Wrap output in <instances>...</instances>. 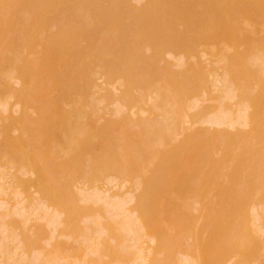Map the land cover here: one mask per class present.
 I'll list each match as a JSON object with an SVG mask.
<instances>
[{"label": "rangeland", "instance_id": "obj_1", "mask_svg": "<svg viewBox=\"0 0 264 264\" xmlns=\"http://www.w3.org/2000/svg\"><path fill=\"white\" fill-rule=\"evenodd\" d=\"M20 1V0H19ZM27 1V0H26ZM31 1V0H30ZM33 1V0H32ZM36 0H34V2H35ZM40 1H42V0H40ZM63 0H60V2H61V4H60V6L59 7H57V8H60L61 6V8L63 9H66L65 8V6H63L64 4V2H65V4H67L66 5V7L70 4V6H71V8H70V6H68V11H69V13L67 14L66 13V11H64V15L63 14H60V9L58 10L57 8H54V9H52V11L50 10V12L48 13H46L45 12V18L43 19V20H37L38 19V17L39 16H37V15H39L42 11H41V9H39V10H37V12L38 13H36L35 12V14L34 13H32V14H34L35 15V17H31V18H29V16H26L27 18H29V20H31V22H27L26 21V23H27V26H25L26 25V23H24V20H23V22L22 23H24V25H22V23H21V19L19 20V18L18 17H20V15H21V11H19L18 9H20L21 8V6H22V3L20 4V3H15V1H14V3H12L13 4V6L14 7H11L12 5H10L9 7H11V9L9 8L8 9V12H4V14L6 13V15H3V11H4V9H3V11L1 10L0 11V15L3 17V16H5L4 17V19L3 18H1V16H0V25L2 26V25H4L5 24V26H0L1 28H0V31L2 30V32H0V37L2 38V36H1V33H2V35H3V37L5 38V37H7L8 35H6V33L8 34V32H11V30L13 31H15V32H17L16 31V29L19 27V26H15L16 24L15 23H20V25H22V29H20V31H21V33H22V35H27V34H29V33H27L28 32V28H30L31 26H32V28L34 29V24L35 23H38V25L39 26H37V24H35V26L36 27H38L39 28V30H38V32H36V34L34 35V36H32L31 34H32V28L31 29H29V31L31 30V32H30V34L28 35V37H26V38H29V39H24L23 40V42L26 44V45H24V43L23 44H20V42H19V44H18V46L16 47L17 49H19L18 51H17V53H21V55L19 56L16 52V56L18 55V57H17V59H18V62H20V63H22V60H25L26 59V62H27V67H28V71H30L29 73H28V80L31 82V83H29V81H28V85L29 84H31L32 85V87H35L36 85H37V87H35L36 89L37 88H39L40 86V89H38V91L36 92V91H34L35 93H39L40 91H42L44 88V86H42L41 84H44V79H46V78H44V77H47V76H51L50 74L51 73H48V72H45V70H47V69H45V68H43L44 66L42 65V63L45 61V59H47V57L46 58H44L43 60H41V62L42 63H39L38 61L40 60V59H42L43 58V56H42V54H43V51H44V49L42 50V53H40V51L39 50H37V49H39V48H41V47H43L44 48V46H43V44H42V38H46V36L45 35H49L48 36V38L50 37V36H52V33H53V36H55V33L54 32H57L58 31V28H57V26H58V24H59V26H62V25H64V24H66V22H68L69 23V21H67L68 19H70V20H72V19H74V14L73 15H71L72 14V9H73V12H77V6H78V4H80V3H85L86 2V6L88 7V8H90V6L88 5L89 3H87L88 1H90V0H85V2H83V0H79V3L77 4L75 1H77V0H73V1H71V2H69L70 0H64L63 2H62ZM82 1V2H81ZM93 3H95L97 0H91ZM90 1V3L92 4V2ZM118 2H119V5L121 6V5H123L124 3L123 2H121V1H119V0H117ZM117 1H112V0H98L97 2V4H94V5H98L97 7H98V9H96V8H94L93 6H91V7H93L94 9H96V12L95 11H93V12H91L90 11V9L92 10V8H90L89 10L87 9L86 11H88V13L89 14H91L90 16L91 17H89V18H91L92 19V23L91 22H89L88 20H86L87 18H85V20L86 21H88L89 23H91V25H90V29L88 28H86V31H82V32H80L79 33V35L80 36H78V40H79V37H80V40H79V42L80 43H78V42H76L77 43V45H79V44H82V45H80V47L83 49V46L84 47H86V45H90L91 46V44L92 43H96L95 41H97L99 38H98V36L100 37V39H101V37H102V35L104 34H102V35H99V33L101 34V29H102V27L104 28L105 27V25L104 24H106L107 22L106 21H108L107 20V18H109V16H110V18L112 17L111 15H113L110 11H112V12H115V14H116V12L117 13H119L120 12V14H122V16H123V19L125 20V17H126V19H127V17H128V20L130 21V22H128V20L127 21H122L123 22V24L125 23V25L127 26V24H128V26H129V28L132 26V28H136L135 26H137V25H139V24H136V23H133L131 26L129 25L130 23H132V21H131V19L133 18V19H135V15H137V14H134V13H136L135 11H136V9L137 10H139L138 8L139 7H141L140 8V11L142 12L143 11V13L145 14V16L147 15L148 16V14H150V16L149 17H152V16H154V18L152 17L149 21L147 20V22H146V17H145V20L144 21H142V17H143V15L141 14V12L139 11H137L138 12V15H137V19L136 20H139V21H137V22H139V23H141V21H142V23H143V26L144 27H141V29H140V27L138 26L137 28H138V30L137 29H135V30H137V32L136 31H134V32H130V29L128 30L129 32H126L125 30H126V26L124 25L123 27H125L124 28V30H123V27L121 28V26H119L121 29H117L118 28V26H112V27H114V29L116 28L117 30H121V32H116V29L115 30H113V28H111V25H110V21H111V19H110V21H109V23L108 24H106V25H108L107 26V28L109 29V30H111L110 32L112 33L113 32V34H115L114 33V31L116 32V34H118V33H120V34H118V35H122V37H123V34H121V33H124V37H126V38H130V36L129 37H127L128 36V34L129 35H132L131 36V38L130 39H132L133 37H137V38H139V33H142V38H140L142 41H141V43H138V41L136 40V39H134V40H136L137 42H135L133 39H132V44H134L133 42H135V49L134 48H131L130 49V51H128L127 53L126 52H124L125 50H129V48L130 47H127L128 45L130 46L131 44H129V43H126L125 44V46H124V43L126 42V40H125V42L123 43V39L121 38V36L119 37V36H117L116 34L113 36V38H116V42L117 41H119V43L117 42V47H116V49L117 48H119L118 50H115L118 54V57H117V55H115V57H113V55H111V54H109L110 55V57H113L112 59L114 60L115 59V62H118L117 64L115 63V62H113L114 64H115V66H116V69L117 68H119L118 69V72L119 71H121V69H122V66H124V71H127V70H129V68L131 67V65H133L131 68H133L134 66H135V68H133V70L135 69L136 70V72L138 71V64H139V61H141L142 60V62L144 63V65L142 66L141 64H139V68L140 67H145V68H142V70H144L145 72H146V74H148L149 72L147 71V69L149 68L150 70H151V67L153 66L152 65V63H151V67H149V66H146V63L144 62V57L142 58V56L140 57V59H139V61H138V57H137V55H136V57H134V54H138L137 52H140L142 55L144 54L145 55V60H147L149 63H150V61H155V59H158L157 61H159V60H161L162 59V61H160V62H158V65L155 63V65L157 66V67H159V69H161V68H165V69H161V71L163 70H167L168 68H166V67H163L166 63H169V64H171V63H173L172 65H170L174 70L176 69L177 70V68H178V66L181 64V63H179L178 64V60H179V62H183V61H187L186 63L185 62H183L182 64H181V67L184 65V63H185V69L187 70L188 69V72H189V68L187 67V65H189V67H190V62H191V60L193 61L194 60V62H196V60H199V59H201V60H203L201 57L203 56V58H204V60L206 59L207 60V62H206V60L204 61H201V60H199L200 62H201V64H202V62H205V65L208 67V65H207V63L208 62H210V64L212 65V63H211V59L210 58H213V57H210L209 58V56H211V55H209V53H207V51H205V53H207L208 55H204V51H202V50H204V49H206V47H205V45H208L209 44V40L208 41H205V43H207L208 42V44H205L204 45V47L205 48H200L201 50H199V49H197V54L200 56H197V58L195 57V59H193L194 57L192 56V52L191 51H189L190 49H191V47H189L188 49L186 48V47H184V43H182V46H181V49H179V45H181V44H179V42L176 44L177 45V47H176V53L178 54L179 53V55H177L175 52H174V50L172 51V53H173V55H171V54H168L167 55V51H166V56L164 57V55H163V52H164V47H165V45L164 44H166L165 42H163V45H164V47H162V41L164 40L165 41V39H163V37L165 38V36H163V37H161L162 39H160V41H158V44H157V40H159V38H160V36H158V39L155 41V40H153V38L151 37V36H154V39H156L157 37H155V35L157 36V34H155V35H153V33H156V30H158V28L156 29V27H159L160 29V33H159V31H157V33H159L158 35H160L161 34V29H162V33H164V34H166V31L168 30V31H170V33H171V29L173 30H177L178 29V27H180L181 29H182V27L184 28V24L186 23V20L187 19H185V18H187V16H188V14L186 15L185 13H186V11H185V13L183 14V16H181L180 15V13H174L175 12V10H174V8H175V5H177L178 6V3L179 2H176L177 0H141L142 2H140L139 4L137 3V0H134V1H132V2H130L131 0H124L125 1V4H126V6H128V8H130L131 10H132V12H125L124 10H121V9H123L125 6H117ZM139 1V0H138ZM161 1H163V3L161 2ZM178 1H180V7L182 6V4L185 2V0L182 2L181 0H178ZM190 0H186V2H185V4H186V7H188V6H190L189 5V2ZM193 1H194V3H193ZM191 0V2H192V5L194 4L195 5V3H197V2H195V0ZM204 1V0H203ZM210 1V0H209ZM229 1L230 0H226V3L224 4V5H228L227 6V11H224V13L225 12H227V17H228V15H231L232 13H230V9L232 10L233 8H235V7H237V6H240L241 4H242V2H243V4H244V7H245V5L248 3V5L251 3V1L249 2V0H248V2L247 1H245V0H237L236 2H235V0H234V2H233V0H232V2H230L229 3ZM239 1H240V3H239ZM254 1V0H253ZM258 1V0H257ZM261 1V0H260ZM20 2H22V1H20ZM24 2H25V0H24ZM23 2V3H24ZM27 2H29V0L27 1ZM38 2H39V0H38ZM67 2V3H66ZM73 2V3H72ZM78 2V1H77ZM112 2H115V4L116 5H114V3H112ZM134 2H135V4H134ZM153 2V3H152ZM172 3L173 5H171L170 4V6L171 7H169V3ZM182 2V3H181ZM198 2L199 3H201L200 2V0H198ZM204 2H206V3H204ZM203 2V4L204 5H208L206 8H208L207 10H209V9H212L213 7H214V2H212V3H210L209 2V4H210V6H209V4H207V2H208V0L207 1H204ZM247 2V3H246ZM30 3V2H29ZM32 3V2H31ZM30 3V4H31ZM36 4H38L37 3V1L35 2ZM69 3V4H68ZM74 3H76L77 4V6H75V4ZM136 3H137V5H136ZM168 5H167V4ZM187 3H188V5H187ZM199 3H198V5H199ZM253 3V2H252ZM252 3H251V5H252ZM257 3V2H256ZM256 3H253V7H254V4H256ZM15 4V5H14ZM19 4H20V6H19ZM143 4V5H142ZM185 4H183V7L185 6ZM191 4V3H190ZM202 4V7L204 6ZM211 4H213L212 6H211ZM24 5V4H23ZM34 5V4H33ZM38 5H42V4H38ZM84 5V4H83ZM108 5V6H107ZM109 5H110V8L112 7L113 8V10H111V9H109L108 7H109ZM136 5V6H135ZM139 5V6H138ZM165 5V6H164ZM193 5V6H194ZM224 5H223V7H222V10H223V8H226V7H224ZM259 5H261V4H258L257 3V5L256 6H259ZM43 6H44V4H43ZM43 6H41V7H43ZM116 6H117V8L119 7V8H121V9H119V10H115V9H117L116 8ZM162 6V7H161ZM200 6V5H199ZM231 6V7H230ZM233 6V7H232ZM255 6V7H256ZM19 7V8H18ZM74 7L76 8V9H74ZM123 7V8H122ZM143 7V8H142ZM148 7V8H147ZM155 7V10H153V8ZM173 7V8H172ZM248 7V10L250 9V7L249 6H247ZM247 7H246V9H247ZM8 8V7H7ZM13 8V9H12ZM127 8V7H126ZM167 8H170V9H173L172 11H170V9H168V11H166V9ZM177 8V7H176ZM195 8V7H194ZM199 8L200 7H198L197 9L199 10ZM205 8V7H204ZM204 8H202V12H203V10H204V12H205V10L206 9H204ZM237 8H239V10L237 9ZM236 9V11L235 12H238V11H243V10H240V7H237ZM259 8V7H258ZM258 8L256 7V9H257V13H259V10H258ZM18 10V12H17V10ZM71 9V10H70ZM80 10H81V8H79ZM148 9V11H146ZM164 9V10H163ZM180 9V8H179ZM184 9H185V7H184ZM188 9H189V12L192 10V8H191V6H190V8L188 7ZM187 9V10H188ZM197 9H193L192 11H191V13L190 14H192V16H190V17H192L193 18V16H195L196 15V13H195V11L197 10ZM245 9V8H244ZM6 10V9H5ZM20 10H23V9H20ZM56 10H58L57 12H56ZM74 10H76V11H74ZM83 10V9H82ZM182 10H183V8H182ZM198 10H197V12H198ZM206 10V11H207ZM212 10H214V9H212ZM211 10V11H212ZM221 10V12H219V14L216 16V17H214V20H216V22L218 23V26H220V27H223V29H225V28H227V26H228V29H227V31H230L231 29L233 30V28H234V31H235V28H237V27H235V22H237V20H236V17L237 16H233V22H232V19L230 18V16L227 18L226 16H224V17H226V19L228 20V22H227V24H226V21H224L225 20V18H223V14H222V11ZM226 10V9H225ZM234 10L235 9H233V11H231V12H234ZM12 11H14V12H12ZM17 13H16V12ZM41 11V12H40ZM54 11V12H53ZM67 11V12H68ZM84 11V10H83ZM90 11V12H89ZM105 11H109V13L107 12H105ZM126 11H129V10H126ZM158 11H159V13H158ZM166 11V12H165ZM170 11V12H169ZM174 11V12H173ZM178 11V10H177ZM40 12V13H39ZM71 12V13H70ZM78 12H79V10H78ZM77 12V13H78ZM99 12H101V14L99 13ZM161 12H162V14H161ZM169 12V13H168ZM188 12V11H187ZM188 12V13H189ZM203 12V13H204ZM208 12L209 11H207V14H208ZM212 12H214V11H212ZM234 12V13H235ZM244 12V11H243ZM246 12V11H245ZM261 12H262V10H261ZM260 12V13H261ZM15 14V15H13V16H16L17 14H19V16H16V17H13V18H15V19H13V18H10L12 15L11 14ZM80 13L81 14H83V12L82 11H80ZM96 14V15H98V16H96V18L94 17V15L93 14ZM148 13V14H147ZM166 14L167 15V17H165L166 15H164V14ZM173 13V14H172ZM194 13V14H193ZM202 13V14H203ZM210 13V12H209ZM230 13V14H229ZM233 13V14H234ZM240 13V12H239ZM238 13V14H239ZM256 13V14H257ZM10 14V15H9ZM57 14H60V15H58L57 16ZM76 14V13H75ZM120 14H119V16H120ZM133 14V15H132ZM181 14H182V12H181ZM189 14V15H190ZM198 14H200V12L198 13ZM201 14V15H202ZM221 14V15H220ZM242 15H240L239 14V16H242V17H244V15H243V13H241ZM248 14H250L249 13V11H248ZM253 14V13H252ZM254 14H255V12H254ZM8 15V16H7ZM34 15H32V16H34ZM41 15V14H40ZM52 15V16H51ZM63 15V16H62ZM83 15H85L86 16V14L84 13ZM93 15V16H92ZM99 15H101V17H99ZM106 15H107V17H106ZM156 15V16H155ZM168 15H172L171 17H169ZM174 15V16H173ZM176 15L178 16L177 17V19L179 20V22H178V20H176L175 18H176ZM185 15H186V17H185ZM213 15H215V12L214 13H211L210 15H209V20L208 21H206L207 23H205L204 24V26H202L203 27V29L205 30V27L207 26L206 24H208L210 21L212 22V16ZM237 15V14H236ZM251 15V14H250ZM260 15V14H259ZM56 16H57V18H56ZM67 16V17H66ZM73 18H72V17ZM134 16V17H133ZM200 16V15H199ZM202 16H204V15H202ZM206 16V15H205ZM239 16H238V18H239ZM256 16V15H255ZM255 16L254 15H252V16H247V14H246V17L248 18V17H251L252 18V21H253V18H255ZM261 16V15H260ZM54 17V18H53ZM63 17V18H62ZM69 17V18H68ZM86 17H88V14H87V16ZM98 17L100 18L99 20H98ZM174 17V19H173V21L172 22H170L171 20V18H173ZM189 17V18H190ZM208 17V16H207ZM263 17H264V15H263ZM9 18V19H8ZM26 18V19H27ZM51 18H53V19H51ZM88 18V19H89ZM156 18V20L154 21V19ZM159 18V19H158ZM192 18H190V19H192ZM221 18V19H220ZM245 18V17H244ZM257 19H258V17H256ZM2 19L4 20V21H2ZM17 19V20H16ZM23 19V18H22ZM25 19V18H24ZM34 19H35V21H34ZM56 19H57V21H56ZM61 19H63V21H64V23H63V21L61 20ZM76 19V18H75ZM122 19V20H123ZM166 19V20H165ZM182 19H184V20H182ZM196 19V18H195ZM205 19V18H204ZM242 19V21L244 20L243 18H241ZM261 19V17L259 18V20ZM59 20H61L62 21V23H61V21H59ZM101 20H102V22H101ZM104 20V21H103ZM106 20V21H105ZM151 20H153V21H151ZM159 20V21H158ZM169 20V21H168ZM181 20H182V22H181ZM207 20V19H206ZM234 20H236V21H234ZM245 20H247L246 18H245ZM7 21V22H6ZM9 21H11V22H9ZM34 23H33V22ZM36 21H38V22H36ZM40 21H42V23H39ZM50 21V22H49ZM60 23H59V22ZM73 21V20H72ZM71 21V22H72ZM196 21V20H195ZM195 21H193V22H195ZM225 22L224 24L222 23V22ZM238 21H240V23H242L241 22V20H238ZM249 21V20H248ZM246 21V23H247V25H248V23H249V25H250V27L251 28H253V26L255 27V25L254 24H251L252 23V21ZM254 21H256V20H254ZM263 21V20H262ZM262 21H260V23L262 22ZM1 22H2V24H1ZM3 22H5V23H3ZM57 22V23H56ZM70 22V23H71ZM103 22H105L104 24H103ZM134 22V21H133ZM144 22H145V24H144ZM148 22H151V24H153V25H155L154 24V22H157V24H156V26H155V28H154V26L153 25H149V23ZM160 22H162V23H160ZM168 22V23H167ZM173 22H175L174 24H171V23H173ZM181 25V23H182V25L181 26H178L177 24L178 23ZM192 22V23H193ZM210 22V23H211ZM244 23L242 24L243 26H245L246 25V23H245V21H243ZM251 22V23H250ZM75 23V22H74ZM89 23H87V25L89 26ZM142 23L140 24V26L142 25ZM160 24V26H159V24ZM190 23V22H189ZM188 23V21H187V25L189 24ZM191 23V24H192ZM220 23H222L223 25H221ZM259 24V22H258V20L255 22V24ZM15 24V25H14ZM47 24H48V26H47ZM50 24H52V25H54V27L55 28H53V26L52 27H50ZM61 24V25H60ZM71 24H73V22L71 23ZM96 24H101V28H100V25L99 26H96ZM103 24V25H102ZM170 24L171 25H174L173 27L174 28H172V26L170 27ZM220 24V25H219ZM234 24V25H233ZM239 24V23H238ZM245 24V25H244ZM9 25V26H8ZM18 25V24H17ZM28 25L30 26V27H28ZM74 25V24H73ZM72 25V26H73ZM149 25V26H148ZM197 25V24H196ZM227 25V26H226ZM247 25L245 26L246 28H247ZM248 25V26H249ZM253 25V26H252ZM263 25V26H262ZM24 26V27H23ZM65 26V25H64ZM95 28H94V27ZM167 26V27H166ZM193 28H192V27ZM211 25H209V27H210ZM232 28H231V27ZM241 26V25H240ZM260 26H261V28H260ZM9 27V28H8ZM15 27H16V29H15ZM35 27V28H36ZM43 27V28H42ZM45 27V28H44ZM48 27H50L49 29L51 30L50 32L48 31ZM66 28L67 27H69L68 29H71L72 27H70V26H65ZM87 27V26H86ZM150 27L151 29H152V34L150 35V37H148L147 36V34H149V30L150 29H148V28ZM190 27L192 28V29H197V28H194V27H197V26H193V25H190ZM199 27V26H198ZM202 27H200L199 29H202ZM208 27V31L211 33V34H209V32H207V36L209 37V38H211L212 37V35L213 34H215L216 33V31L218 30V28L217 29H215V28H213V29H211V31L209 30L210 28ZM212 27V26H211ZM219 27V28H220ZM249 27V28H250ZM256 27H258V30H259V28H260V32L259 33H257V31H256V33H257V35H260V33L263 35V33H264V31H263V33H262V30L264 29V23H262V24H259L258 26H256ZM256 27H255V29H256ZM21 28V27H20ZM27 30V34L25 33V29ZM37 28V29H38ZM57 28V29H56ZM107 28H105V29H107ZM144 28L146 29V31H147V34H145V32H144ZM190 28V29H191ZM230 28V29H229ZM240 28V27H239ZM242 28V27H241ZM240 28V29H241ZM10 29V30H9ZM36 29V30H37ZM43 29H45V30H43ZM63 29H65V28H63ZM67 29V30H68ZM128 29V28H127ZM133 29V30H134ZM140 29V30H139ZM143 29V30H142ZM163 29H164V32H163ZM167 29V30H166ZM170 29V30H169ZM185 29H187V30H189V28H188V26H187V28H185ZM185 29H182V31L184 32V30ZM222 28H220V30H221ZM245 29V28H244ZM254 29V28H253ZM24 30V31H23ZM166 30V31H165ZM179 30V29H178ZM178 30H177V32H178ZM226 30V29H225ZM4 31V32H3ZM18 31H19V29H18ZM19 31V32H20ZM61 31V30H60ZM64 31H66V30H64ZM96 31V32H95ZM98 31V32H97ZM101 31V32H100ZM104 32H105V30H103ZM140 31H142V32H140ZM181 31V30H180ZM181 31V32H182ZM223 31V30H222ZM227 31H225V32H227ZM241 32H242V29L240 30ZM239 30H238V32H237V30L235 31V33L237 32V33H239L240 32ZM6 32V33H5ZM41 32H43V33H41ZM45 32V33H44ZM46 32H49V34L47 33L46 34ZM62 32V31H61ZM61 32H60V34H61ZM89 32H90V35H89ZM107 32V31H106ZM177 32H172L171 34H172V36H169V38L171 37V39H174V37H176L175 35L177 34ZM180 32V33H181ZM206 32V31H205ZM204 32V33H205ZM214 32V33H213ZM221 31H219V33H220ZM225 32L223 33L224 34V36L225 35H227V37H228V33L227 34H225ZM231 32V31H230ZM12 33V32H11ZM10 33V34H11ZM20 33V34H21ZM25 33V34H24ZM40 33H41V36H42V38H40L39 39V42L41 43V45L42 46H40L39 45V42H38V38L37 37H41L40 36ZM76 33V32H75ZM74 33V34H75ZM85 33V34H84ZM93 33H95V34H93ZM98 35H97V34ZM169 33V32H168ZM167 33V34H168ZM170 33H169V35H170ZM174 33V34H173ZM221 33V34H222ZM232 33V32H231ZM9 34V35H10ZM15 34V33H14ZM17 34H18V32H17ZM17 34H15L16 36H17ZM19 34V35H20ZM51 34V35H50ZM57 35L59 34V32L58 33H56ZM78 34V33H77ZM83 34V35H82ZM164 34H161V36L162 35H164ZM178 34H179V32H178ZM76 35V34H75ZM74 35V36H75ZM87 35V36H86ZM89 35V36H88ZM95 35V36H94ZM97 35V36H96ZM182 35V34H181ZM11 36V35H10ZM10 36H8V37H10ZM13 36V35H12ZM77 36V35H76ZM85 36V37H84ZM110 36V35H109ZM206 36V34H205V38L207 37ZM216 36V35H215ZM239 36V35H238ZM20 37V36H19ZM25 37V36H24ZM23 37V38H24ZM87 37L89 38V40L87 39ZM95 37V38H94ZM108 37V36H107ZM106 37V38H107ZM112 37V36H111ZM117 37L119 38V40H117ZM123 37V38H124ZM146 37V38H145ZM167 37H168V35H167ZM166 37V38H167ZM204 37V36H203ZM220 37H222V36H220ZM226 37V36H225ZM255 37H257V36H255ZM34 38V39H33ZM76 38V37H75ZM113 38L111 39V40H113ZM121 38V39H120ZM145 38V39H144ZM148 38H150L151 40H153L152 42H153V44L152 43H149L150 41H149V39ZM168 38V39H169ZM179 38H180V36H179ZM179 38H178V40H179ZM258 38H259V36H258ZM258 38H256L257 40H258ZM264 38V37H263ZM8 40H9V42H10V39L9 38H7ZM11 39H14L13 37L11 38ZM97 39V40H96ZM110 39V38H109ZM139 39V40H140ZM146 39H147V41H146ZM170 39V40H171ZM204 39V38H203ZM207 39V38H206ZM213 39V38H212ZM212 39H210V41L212 40ZM20 40V39H19ZM47 40V39H46ZM77 40V39H76ZM108 40V39H107ZM200 40V39H199ZM201 40H202V38H201ZM214 40V39H213ZM0 44L2 43V41H3V39H0ZM4 41L5 42H3V44L4 45H6V43L8 42L6 39H4ZM7 41V42H6ZM27 41V42H26ZM44 41V40H43ZM85 41V42H84ZM115 41H113V43L115 42ZM128 41V40H127ZM167 41V40H166ZM169 41V40H168ZM172 41H174V40H171L170 42H172ZM176 41V40H175ZM174 41V42H175ZM204 41L202 40V43L201 44H203L204 43ZM216 41V40H215ZM214 41V42H215ZM262 41V40H261ZM13 42V41H12ZM11 42V43H12ZM32 42V43H31ZM83 42V43H82ZM116 42H115V46H116ZM129 42V41H128ZM130 42H131V40H130ZM147 42V43H146ZM156 42V43H155ZM174 42H172V43H174ZM196 42H198L197 40H196ZM196 42H194V43H196ZM264 42V41H263ZM10 43V44H11ZM111 42L109 41V44H110ZM193 42H190V44H192ZM31 44V45H30ZM35 44V45H34ZM37 44V45H36ZM86 44V45H85ZM120 44V45H119ZM128 44V45H127ZM146 44L148 47H149V50H148V47H145V48H147L146 50H148V53H146L145 52V50L143 49L144 48V45ZM150 44H152L151 46H152V49H150L151 48V46H150ZM156 44V45H155ZM175 44V43H174ZM173 44V45H174ZM187 44V43H186ZM198 44H200V43H197L196 45L198 46ZM200 44V45H201ZM213 43L211 42V45H212ZM4 45H0V54H1V56H2V52H5V51H3V47H4V49L5 50H7V53H5V55H4V57L5 56H12V54H11V51H14L13 49H15V47L14 48H11L9 51H8V48H7V46H9V43L6 45V46H4ZM19 45H22L21 47H19ZM32 45H34V46H32ZM76 45V44H75ZM93 45V44H92ZM111 45V44H110ZM109 45V47H111V46H113V45H111L110 46ZM122 45H123V47H122ZM161 45V46H160ZM167 45H168V43H167ZM171 45V44H170ZM173 45H172V47H173ZM187 45H189V44H187ZM200 45L198 46V48L200 47ZM210 45V44H209ZM25 46V47H24ZM39 46V47H38ZM121 46V47H120ZM193 46V45H192ZM195 46V45H194ZM201 46H203V45H201ZM10 47H12V46H10ZM9 47V48H10ZM19 47V48H18ZM33 47L35 48L36 47V49H33ZM38 47V48H37ZM77 47V46H76ZM89 47V46H88ZM127 47V48H126ZM131 47H132V45H131ZM155 47L156 48H160V49H162V51L160 50V52L159 53H157V54H155V52H154V50H155ZM241 48H242V46H240ZM20 48H21V50H20ZM23 48V49H22ZM74 48V47H73ZM113 48H115V47H113ZM113 48H111V49H113ZM124 48H126V49H124ZM165 48H167V46L165 47ZM174 48V47H173ZM195 47H193V49H194ZM74 49H76V48H74ZM78 49H80L79 48V46H78V48L76 49V51L78 52ZM111 49L109 50V51H111ZM134 50V51H136V52H131V50ZM154 49V50H153ZM172 49V48H171ZM170 49V50H171ZM238 49V48H237ZM240 49V48H239ZM238 49V50H239ZM49 52H50V49H47ZM85 50H87V48H85ZM144 50V51H143ZM196 50V49H195ZM199 50V51H198ZM36 51V52H35ZM38 51H39V53H38ZM80 51H82L81 49H80ZM80 51L78 52V55L80 54ZM89 51H90V47H89ZM88 51V52H89ZM122 51H123V53H122ZM188 51L189 52H191L190 54L188 53ZM202 51V52H201ZM8 52H10V53H8ZM33 52H34V54H33ZM72 52V50H70L69 51V53H68V56L69 57H71V55L70 54H73V57H74V59H75V57H77V61H80V60H78V59H80L81 58V56L83 55H79V56H77L76 54H77V52H75V50H73V52L74 53H76L75 55H74V53H71ZM112 52V51H111ZM170 52V51H169ZM14 53V54H15ZM28 53L30 54V56L29 57H27V55H28ZM33 55H32V54ZM38 53V54H37ZM113 54H114V51L112 52ZM121 53V54H120ZM124 53L126 54V57H127V55L130 53L133 57L131 58L130 56L131 55H128V57H130V58H128L127 57V59L126 58H124L123 59V61L120 59V58H122V57H125V55H124ZM134 53V54H133ZM139 53V54H140ZM146 53V54H145ZM165 53V52H164ZM180 53H182V55H183V57H184V59L181 57V55H180ZM194 54H195V52H193ZM4 54V53H3ZM9 54H11V55H9ZM37 54V55H36ZM123 54V55H122ZM138 54V55H139ZM193 54V55H194ZM197 54H195L194 56H196ZM200 54H202V55H200ZM36 55V56H35ZM39 55V56H38ZM40 55H41V57H40ZM109 55H106V57L108 56L109 57ZM22 56V57H21ZM32 56V57H31ZM189 56H191V57H189ZM3 57V58H4ZM14 57V59H16L15 58V56H13ZM24 57V58H23ZM38 57H40L39 58V60L37 61V58ZM63 57H67V54H65V56H62L60 59H58V60H60V62L64 59ZM69 57H67V59L65 60V63L64 64H66V65H68V67H69V69L68 70H66L67 68L65 67V65H64V67L66 68H62L61 69V63L63 62H61L60 63V65L58 66V64H59V62H56L57 63V67H56V69L59 67V72H60V69H61V75H63V69H65L64 71L65 72H68V73H64V75L63 76H61V77H59V75L58 76H56V77H59V80L60 81H65L66 79H63L62 77H64V78H66L67 76H68V78H69V76L71 75L72 76V74L74 75V76H77V75H81L82 73H83V71L84 70H82V72H81V69H80V67H76L77 69H78V72L80 71L81 73L80 74H77V70H76V68H75V65H76V63H77V61L75 62L74 61V59L73 58H69ZM83 57L85 58V56L83 55ZM105 57V58H106ZM178 57H180V58H178ZM188 57H189V60H188ZM2 57H1V60L3 59ZM8 58V57H7ZM28 58V59H27ZM32 58H34V59H32ZM161 58V59H160ZM6 59V58H5ZM32 59V60H31ZM36 59V60H35ZM51 59V58H50ZM131 59H133L132 61H131ZM137 59V60H136ZM0 60V61H1ZM12 60H13V58H12ZM12 60H11V62H12ZM20 60V61H19ZM57 60V59H56ZM55 60V61H56ZM68 60V61H67ZM83 60V59H82ZM104 60V59H103ZM103 60H102V62H99V63H102V65L104 66L103 67V69H102V66H101V71L102 72H99V67L97 66L96 68H95V66H94V68L92 69L93 70V72L95 71L96 72V70H97V72L99 73V74H97V75H95V86L96 87H94L92 84L94 83V78H92L91 77V75L93 76L94 75V73H90L91 75H90V77H91V80L93 81V82H91V84L89 83L88 85H86V87H88L90 90H92V91H90V90H88V89H86L85 90V92L83 93V91L81 92V93H79V94H81V99H82V102L84 101L85 102V100H86V102H87V95H88V93H89V95L90 94H92V96L90 95V100L91 101H89V98H88V101H89V103L91 104V102H93L94 101V104L96 105L97 104V102L96 101H98V106L96 107V106H94L93 104H89L88 102V104L87 103H85V104H87L86 106H84V107H82V108H84L85 109V107L86 108H90L91 107V109H93L94 110V112L93 111H90L89 110V112H90V116H88L89 117V121H88V119L86 118V116H84L86 119H87V121L90 123V118H92V120H93V122L91 121V123H90V125L89 124H87V128H85V124L83 125V123H84V118L82 117L79 121H78V123H80V121H81V123L80 124H82L83 125V127L81 128L82 129V131L84 130V132H82L83 134L81 135V134H79V135H74V136H72V138L74 137V141L76 142V146H75V143H74V141L73 140H71V138L69 137L68 139H70V142L69 141H67L69 144L68 145H70V143H72L71 144V147L69 146L68 147V145H67V148H69V149H65V148H62V146L63 145H61V147L59 146V148H57V149H55V151L54 150H52V151H49L48 152V150H46V149H44V147L41 149L37 144H39V142H38V140H39V137H38V135H39V133H40V129H42L41 128V126L42 127H47V125H48V118L46 119V116L45 117H43V119L45 118L47 121L45 122V120H43V121H38L40 118H41V116H40V114L38 113L39 111L40 112H42V108H44V111L43 112H45L44 114H42V116H44V115H46V112H50L51 111V113L50 114H53V115H51L52 117L53 116H55V117H53L54 118V120H53V118L51 117V116H49V118H52L50 121H49V125L52 127L53 126V123L55 124V123H57L58 122V124L60 123V121H61V123H64L63 121H64V117L66 116L65 114H62V113H64V112H62L61 111V109H63L64 108V102H62V103H60L59 104V107H58V102H56V101H59V100H57L56 98V100L54 101L55 103H57V104H55L54 102H52V98H54L53 97V95H54V93L55 92H57L58 93V91L59 90H56V89H60V88H58V87H60L61 85L59 84V83H54V84H51V85H48V84H46L47 83V81H45V84L49 87H53V89H49V92H47L48 91V89L47 88H45V90H43V92H44V94H42V92H40L41 94H42V96H41V94H36V95H39V96H41V98H40V100L42 99V98H44L43 100H39V99H37L36 101H35V99L33 100V101H35V104L33 103V101H30L29 103H27L26 101H25V99H26V96L28 95L29 96V91H28V93H27V95L26 94H24L25 93V91H27V90H25L24 89V84H23V78H22V75L20 74V72L18 71V73H16L15 72V70H17L16 69V67H17V63L18 62H16L15 63V61L13 60V62L15 63V65H14V63L12 64V65H14V68H15V70H13V73H12V69H13V66L11 65L10 66V64L11 63H9V61L10 60H7L8 61V65L10 66V67H12V69L11 70H6V69H10V67L7 65V64H2L1 62H0V67H3V71H2V69H0V71H2V72H4V69H5V72H10L11 74H10V76L8 75L7 76V74L4 72V74L2 75V79L0 80L1 82H3L2 80H4V76H5V79L6 80H4V85H3V87L1 88V89H3V88H5V86H6V90H3V91H5L4 93L3 92H1L0 91V139H2L3 140V142H0V143H2V144H5V143H7V145H6V149L4 148V151H6V152H8V153H6V154H8V156L9 155H11V153L9 152V150L11 151V152H13L12 154L13 155H11V156H9V160H8V157L6 156L5 157V153H4V151H3V149L1 150V154H2V157H3V153H4V159H5V161H2V160H4L3 158H1L0 157V181H2V182H0V192H1V194H0V245H2V246H0V264H27V262L28 261H30V262H32V264H162V262H164V261H169V263H166V264H226L227 262V264H254L255 262V264H263L264 262V251L262 250V249H264L263 248V245H264V238H263V236H261V233H262V231H263V229H264V209L262 208V207H264V198L262 197V196H264L263 195V193H264V189H262V192H261V189H259V188H264L263 186H259V185H261V183L259 184V182H261V180L264 178V171L263 172H261L262 170H263V163H264V160L263 161H261L262 159H263V150H264V148L261 150V148H262V145L264 146V143H262V141H261V139L260 138H262V140H263V136H264V122H262L261 124H260V126H259V128L257 129V130H254V126H253V123L254 122H252V124H251V120H249V116L251 115L250 114V112H253V110H251L252 108H248L247 106H245V109H244V105H242L243 103H240L239 104V106L241 107L242 106V108L245 110V113H244V110H242V108H238L237 109V107H239V106H237L236 105V107H234V109H235V111H236V113H235V111H234V113L232 112V116L233 117H235L234 119H235V121H237L236 120V117H238V118H240V116H241V118H242V120H243V118H245L244 120H246V122L245 123H242L241 121V119H238V120H241V121H239V123H238V121L237 122H233L232 120H230L231 118H232V116L230 117V119L228 118V117H224V116H226V114H225V111H224V109H223V111H222V113L223 114H225V115H223L222 114V116L221 115H219V116H221V117H224V118H228V120H230L231 121V123H232V127L231 126H229L231 123H228L227 125H222V128L220 127L221 126V124L220 125H216L217 123H211V122H208L207 120H206V122H203V124L202 125H200L199 126V124L200 123H202V122H197V123H195V122H190V121H192V120H190L189 119V117L191 116L190 114H192L191 112H194L195 111V109H197L195 112H197L198 111V109L199 110H202V109H205V108H202V107H205L206 106V113H209L210 115L212 114V116L214 115L213 113L214 112H216V114H217V116H218V114L219 113H217V111L219 112V111H221L222 109L220 108V110L218 109V108H216V104L217 103H215V101H212V100H214V99H212V94L211 95H209L210 93H212V91L210 92L209 90H207V88L209 87V86H206V85H204V86H201L199 89V91H197V92H200L199 94H200V96H201V98H202V100H204V103H202V100H200L201 98H200V96H199V94L197 95L196 94V96H197V98H196V96H195V100H193V98H194V96L193 97H191L190 98V100L189 101H191L193 104H202L201 106L199 105V107H198V105H192L191 103V105H192V108H193V110L192 111H188V109L185 111L186 113L188 112V115H189V117L188 116H185L184 117V121H185V119L186 118H188L189 119V122L187 121L188 119H186V121H187V124H185L186 123V121L184 122L183 121V123L182 124H185V127H181V129H184L185 131L183 132V130H181L180 129V126H181V124L180 125H178V127H179V130H178V128H175L174 127V129H173V132H175V133H172V135H170L169 137H165V138H163L162 139V141L165 143V142H168L169 143V141L171 140V142L169 143V144H171V145H169L168 144V146L169 147H165V148H163L162 149V145L163 144H160V143H162L161 142V139H157L158 141H160L159 143H155V146H156V151L155 152H157L158 150V156L156 157V160H155V156L157 155V153H156V155L154 156V154H152L154 157H151L153 160H155L152 164H153V166L155 167L156 165H164V166H160L161 168L159 169V166H157L158 167V169L159 170H161L162 168H166L167 169V167H168V170L170 169V170H172V171H174V172H177V170H179V168H177L178 166L180 167V170H181V168L183 167V168H186L185 170L186 171H188L187 170V168H189L188 166L187 167H185V164L184 163H186L187 161H185V160H181L182 161V166L181 165H179V164H181V163H179V160H180V156L182 155V153L181 152H183V150H185V152L183 153V155L181 156V157H184L183 159H186L185 158V156L187 155V160H188V164H189V162L191 161V160H193V158L195 157V156H193V154L195 155V151L196 152H198L197 150V148L196 147H198V148H200L199 147V143L201 142V139L203 138H205V136H203V134L205 133L206 135H209V138L208 137H206L203 141H205L206 140V142H205V144L207 143V141L209 142L210 141V143L211 142H215V141H217V142H215L216 144H218V140L219 139H221V137H222V139L225 137L226 139H221L222 140V142H223V144H225L226 146L230 143H232V141H231V136L233 137V138H236L237 137V135L238 136H241L242 137V139H240L241 137H238L237 139L239 140H237V141H235V140H233V143H232V147H229L230 149H233V151L231 152V150H230V152L228 151V153H226L227 155L226 156H224V157H227V158H225V160L220 164V167H219V175H218V181L219 182H216L215 181V183L214 184H210V185H207V187L203 184L202 185V182H201V180H199L200 178H197L198 180H199V182H197L196 183V181H197V179H195L196 177H198L199 175H200V173L198 172L200 169L202 170V172L205 170H203V168H206L204 165V159H202V158H204L205 156H203L201 153H199L198 152V154H197V156L195 157L196 159H197V157H198V160L196 161V168H195V170H197L196 171V173H199V175L198 174H196V175H193V174H195V171L192 169V170H190V172H189V175H186V176H190V178L188 179V177H186L188 180H186L185 181V179H184V184L183 183H179V182H177V185H175L174 184V182L172 183V181H170L169 180V182L167 183V182H165V180L166 179H171V176H172V174L173 175H175V176H177L178 174H180V170H179V173L177 174V173H174V172H170V173H165L167 170H164L163 169V171L161 170V172L159 171V170H157V174L159 175V177L162 175V177H165V176H170L169 178L167 177H165V178H162V177H160V181H158L159 180V177L157 176L156 178L158 179L157 180V182H152L151 181V186L149 187V185H148V187H149V189L150 190H148V187H147V183L145 182V177H147L148 179L151 177V175L152 176H154V171H152L153 170V166H151V161H153L152 159H150V157H148L147 159L149 160L147 163L148 164H146V165H149L150 167L149 168H147V170H146V165H145V171H143V172H145L146 173V171H149L144 177H143V173H142V176H140L139 175V177H138V175H136V174H140L139 172L138 173H133V174H135L136 176L134 177L133 176V174H131L130 176H128V177H126L125 179L127 180V178H128V180L126 181L125 179H122L123 177H125V173L128 171V172H131L132 170H131V167H133V166H130V167H127V168H125L126 170H122L123 172H121V171H118V169L120 170V168H122V166H121V163L119 164V162L120 161H122V160H120V158L123 156L122 154L123 153H127L128 154V156L130 155V153L132 152L131 151V149H134V148H132V147H129V145L131 144L132 145V143L133 142H135V143H133V144H136V142H137V144H138V139H136L139 135H138V133H137V137H134V136H131L132 135V132H133V129H134V126H138L137 128L140 130L141 128V125H139L138 124V122H140L141 123V121H138V119H140L139 117H143L142 119H144L145 118V120L147 119V118H150L149 117V115L151 116V114H153L154 115V113H153V111L151 110V108H150V106L149 105H146L147 103L148 104H150V105H152L155 101L157 102V100L155 99V101H154V99H153V97H154V93H153V89H156V88H154V85H152L153 86V89H151L152 91L149 93V91L150 90H147V92H145L146 94L144 95V96H146L147 95V97L145 98L144 97V99H146V104L145 103H143V101L141 102V103H143L142 105H140L139 104V102H138V104L136 105L135 104V107H132L133 105L131 104L132 102H131V100H133L134 99V95L136 94V92H137V90L139 89L137 86L136 87H133L132 86V81H131V78H132V76H131V78H130V81H128V80H125V75L123 74V73H121L120 72V74H123V77L124 78H122L123 79V84L121 85L120 84V82H121V80H120V78L119 79H115V77H120V75L118 74V75H114V71L112 72L111 70L113 69V64L111 65L110 64V61H111V58H110V60L108 59V61H109V64L107 63L108 61L107 60H104V62H103ZM112 60V61H113ZM135 60H136V65H135ZM31 61V62H30ZM38 62L39 64H41V66H43L42 68L43 69H45V70H43L45 73H48V75L47 76H44V73H42V69H40L39 68V64L38 63H36V62ZM49 60L47 59V62H48ZM66 61H67V63H66ZM70 61H72V63H74L75 62V64L73 65V64H70V63H68V62H70ZM105 61H107L106 62V64L107 65H111V67L110 66H107V67H109V69L110 70H106L105 68H107L106 66H105ZM111 61V62H112ZM134 61V62H133ZM156 61V62H157ZM172 61V62H171ZM176 61H177V64H176ZM190 61V62H189ZM199 61H197V63L199 62ZM213 61V60H212ZM82 61H80L79 63H81ZM121 62H125L123 65H121V64H119V63H121ZM132 62V63H131ZM138 62V63H137ZM19 63V64H20ZM32 63H34L35 65H36V68H37V70H39V71H37V70H35V66H34V64H32ZM55 63V64H56ZM32 64V65H31ZM44 64V63H43ZM82 64H83V62H82ZM81 64V65H82ZM97 64H98V62H97ZM148 64V63H147ZM164 64V65H163ZM199 64V63H198ZM204 64V63H203ZM209 64V63H208ZM209 64V66H211ZM8 67H7V66ZM21 65V64H20ZM19 65V66H20ZM39 65V66H38ZM78 65H80V64H78ZM99 65V64H98ZM101 65V64H100ZM99 65V66H100ZM118 65L120 66L121 65V67H118ZM141 65V66H140ZM192 65H193V63H192ZM196 65V64H195ZM34 67V69H33V67ZM71 66V67H70ZM77 66V65H76ZM115 66H114V68H115ZM128 66H130L129 68H128ZM160 66H162V67H160ZM170 66H169V68H170ZM177 66V67H176ZM201 66V65H200ZM203 66V65H202ZM148 67V68H147ZM168 67V66H167ZM204 67V66H203ZM18 69H19V67H17ZM39 68V69H38ZM70 68H71V70H70ZM82 68V67H81ZM98 68V69H97ZM154 68V67H153ZM73 69L74 70H76V73L73 71ZM80 69V70H79ZM96 69V70H95ZM115 69V71H117ZM141 69V68H140ZM171 69V68H170ZM169 69V70H170ZM181 69V68H180ZM179 68H178V70H180ZM183 69V68H182ZM34 70V71H33ZM91 70V71H92ZM103 70H105L106 72H107V74H108V72L109 73H111L112 72V78L114 79H111L112 80V86H111V84H110V78H111V74H104L105 76H106V80L105 81H107L106 83H105V81H104V75H103V77L101 78V74L103 73ZM114 70V69H113ZM158 70V68L155 70V71H157ZM175 70V71H176ZM48 71V70H47ZM70 71V72H69ZM73 71V73H71ZM105 71H104V73H105ZM123 71V72H124ZM152 71V70H151ZM155 71H153V72H155ZM172 73H173V71L172 70H170ZM38 74V72H39V74H38V76L35 74ZM63 72V73H62ZM90 72V71H89ZM117 72V73H118ZM129 71H127V73H128ZM139 72H141V70L139 71ZM148 72V73H147ZM178 72V71H177ZM31 73H32V75H31ZM41 73V74H40ZM130 73H133V71L131 72L130 71ZM2 74V73H1ZM9 74V73H8ZM13 74V75H12ZM18 74H19V77H18ZM32 76V79L30 78L31 76ZM52 74H54V73H52ZM68 74H70V75H68ZM96 74V73H95ZM116 74V73H115ZM135 74V73H134ZM137 74H138V72H137ZM136 74V75H137ZM145 74V75H146ZM151 74H152V72H151ZM54 75H56V74H54ZM54 75H52L51 76V78L53 79V81H52V79H51V82H54L55 80H57V82L59 81L58 79H55V76ZM101 75V76H100ZM143 75V74H142ZM153 75V74H152ZM8 78H7V77ZM33 76H35V78L33 77ZM53 76H54V78H53ZM70 76V78H72ZM144 76V75H143ZM14 77L16 78V79H14ZM42 77H43V80L44 81H42ZM79 77H82V76H79ZM151 77V76H150ZM154 76H152L151 78H153ZM48 78V77H47ZM68 79V80H70V81H74V77H73V80H71V79ZM76 78V77H75ZM77 78H78V76H77ZM76 78V79H77ZM84 78H85V76H84ZM143 79H144V77H142ZM142 78H140L141 80H142ZM147 78H148V76H147ZM55 79V80H54ZM62 79V80H61ZM75 79V80H76ZM80 81H81V79L82 78H78ZM154 79H156V78H154ZM8 80V81H7ZM68 80H66L67 82H68ZM83 80V79H82ZM119 80H120V82H119ZM133 80V79H132ZM10 81V83L11 84H9V83H7V82H9ZM13 81V82H12ZM48 81H49V78H48ZM69 81V82H70ZM97 81V82H96ZM108 81H110V82H108ZM113 81L115 82V83H113ZM116 81H118V82H116ZM145 81V80H144ZM148 81H150L149 83H152L153 82V79H151V80H148ZM152 81V82H151ZM142 82H143V80H142ZM141 82V83H142ZM146 82H147V80H146ZM156 81H154V83H155ZM7 83V84H6ZM49 83V82H48ZM138 83H140V82H138ZM6 84V85H5ZM57 84V85H56ZM59 84V85H58ZM63 84H65L64 82H63ZM97 84V85H96ZM145 84H148V83H145L144 82V85H142L141 87H143L142 89H139L138 90V92H137V94L136 95H139L140 96V94H141V92H144L145 90ZM156 84H157V82H156ZM8 85V86H7ZM22 85V86H21ZM40 85V86H39ZM90 85L91 86H93V87H91L90 88ZM121 85V86H120ZM133 85H134V82H133ZM136 85V84H135ZM139 85H141V84H139ZM151 85V84H150ZM63 86V85H62ZM102 86H104V87H102ZM108 86V87H107ZM124 86H125V88H124ZM9 87V88H8ZM123 87V88H122ZM128 87V88H127ZM146 87H147V85H146ZM155 87H156V85H155ZM11 88V89H10ZM35 88H33V90L35 89ZM42 88V89H41ZM62 88V87H61ZM84 88H85V86H84ZM105 88V89H104ZM108 88H110V90H111V88L113 89V90H111V92H108L109 90H108ZM126 88H127V90H126ZM133 88H137L136 90H132ZM148 88V87H147ZM146 88V89H147ZM35 89V90H36ZM103 91V89H104V91H105V94H106V96H107V92H108V95H110V93H112L113 95L114 94H116L115 96H113L112 94V96H113V102H112V100L111 101H109V98L108 97H110V96H108L107 98H105V94H103V92L101 91V90ZM149 89V88H148ZM201 89H203V91L204 92H201L202 90ZM209 89H210V87H209ZM25 90V91H24ZM40 90V91H39ZM53 90H55V92H53ZM81 90H83V89H81ZM142 90V91H141ZM212 90V89H211ZM6 91H7V94H6ZM9 91V92H8ZM21 91H24V96H25V99H23L24 98V96L22 95V93H21ZM45 91L49 94L50 93V91H52L53 93H50V95H48L47 93H45ZM107 91V92H106ZM122 91V92H121ZM32 92V91H31ZM60 92V91H59ZM114 92V93H113ZM154 92H155V90H154ZM12 93V94H11ZM34 93V94H35ZM86 93V94H85ZM204 93V94H203ZM213 93H215V92H213ZM2 94H4V95H2ZM33 94V95H34ZM53 94V95H52ZM85 94V95H84ZM134 94V95H133ZM31 95H32V93L30 94V97H31ZM43 95H44V97H43ZM46 95H48V97L46 98ZM60 95V94H59ZM100 95H102V97H104L105 99H108L107 101H105L104 102V100H103V98H100L99 96ZM104 95V96H103ZM143 94H141V96H142ZM150 95V96H149ZM203 95H205V96H203ZM211 96V97H209V96ZM214 95V94H213ZM23 96V97H22ZM55 97H57V95H54ZM82 96H84L85 98H83ZM112 96H111V98H112ZM151 96H153V97H151ZM156 96V95H155ZM20 97H22V98H20ZM38 96H36V98H37ZM96 97V100H92V98H95ZM99 97V98H98ZM114 97H117V101H115V98ZM203 97H205V98H203ZM6 98V99H5ZM99 100H98V99ZM125 98V99H124ZM136 98V97H135ZM142 98V97H141ZM151 98H152V100H151ZM209 98H211V102L209 103V101H210V99ZM4 99V100H3ZM23 99V100H22ZM46 99H47V102L49 103V104H47L46 103ZM52 99V100H51ZM58 99H60V96H58ZM100 99L101 100H103V102L102 101H100ZM143 99V98H142ZM141 99V100H142ZM149 99V100H148ZM198 99H199V101H201V102H199L198 101ZM20 100H22V101H20ZM39 100V101H38ZM51 101V103H50V101ZM140 100V101H141ZM147 100H148V102H147ZM150 100H151V102L152 101H154L153 103H150ZM193 100V101H192ZM206 100H208L207 101V103H206ZM124 101V102H123ZM136 101V100H135ZM138 101V100H137ZM188 101V102H189ZM194 101H195V103H194ZM45 102V103H44ZM61 102V101H60ZM77 102H79V100H77ZM81 102V101H80ZM99 102H101V104H99ZM115 102H117L118 104H120L119 106H120V108H118L117 106V104L115 103ZM127 102V103H126ZM198 102V103H197ZM26 103V104H25ZM53 103V104H52ZM65 103L67 104V102L65 101ZM113 103V104H112ZM114 103L116 104V106L114 105ZM134 103H136V102H134ZM213 103H215V104H213ZM25 104V105H24ZM35 106H34V105ZM38 104H39V106L41 105L42 107H37L38 106ZM63 104V105H62ZM84 104V103H83ZM109 104H111V105H109ZM27 105V106H26ZM33 105V106H32ZM51 105H53V107H51ZM54 105H56V106H54ZM60 105H61V107H60ZM67 105H69V104H67ZM67 105H65L67 108L66 109H64L65 111H68L69 109H68V106ZM78 105H79V107H81V105H80V103H78ZM122 105V106H121ZM215 105V106H214ZM262 105H264V102H262L261 104H260V106H259V110L260 111H258L257 110V113L258 114H263L264 113V108H263V106ZM25 106V107H24ZM32 106V107H31ZM44 106V107H43ZM83 106V105H82ZM96 107V109L98 108H100V110H98V112L94 109V107ZM113 106H115V107H113ZM125 108H124V107ZM130 106L132 107V109L130 108ZM139 106V108H137ZM146 106V107H145ZM196 106V107H195ZM210 108H209V107ZM45 107H46V109H45ZM47 107H48V109H47ZM93 107V108H92ZM200 107L202 108V109H200ZM247 107V108H246ZM3 108V109H2ZM24 110H23V109ZM26 108V109H25ZM57 108V109H56ZM61 108V109H60ZM69 108H70V105H69ZM122 108V109H121ZM128 108H129V110H128ZM134 108V109H133ZM141 108V109H140ZM209 108V109H208ZM261 108V109H260ZM22 109V110H21ZM68 109V110H67ZM83 109V110H84ZM112 109V110H111ZM117 109V110H116ZM131 109V110H130ZM190 109H191V107H190ZM218 109V110H217ZM21 110V111H20ZM27 112H26V111ZM46 110H49V111H46ZM55 110V111H54ZM61 112V114H62V116H61V120H57L59 117L58 116H60L59 114H57L58 116H56V111L59 113V111ZM86 110V109H85ZM115 110L116 111H120L116 116H117V118L115 117V115L113 116V114L114 113H116L115 112ZM124 110L125 111H127L128 113H130V114H135L134 116L133 115H130V114H128L127 112H125L124 113ZM138 110H140V111H142V113L139 111V113H138ZM146 110V111H145ZM215 110V111H214ZM240 110H242V112L240 111ZM261 110L263 111L262 113H261ZM24 111V112H23ZM87 112H88V109L86 110ZM100 111V112H99ZM110 111H114V112H112V115L109 113ZM121 111H123V112H121ZM133 113H132V112ZM146 112V113H143V112ZM3 112H4V114H3ZM31 112H34V115L31 113ZM37 112V113H36ZM42 112V113H43ZM53 112V113H52ZM85 112V111H84ZM88 112V113H89ZM92 112V113H91ZM152 112V113H151ZM184 112V113H185ZM211 112H213V113H211ZM229 112V113H228ZM260 112V113H259ZM87 113V115H89ZM93 113H95L94 115H93ZM123 113V114H122ZM185 113V115H187ZM190 113V114H189ZM221 113V112H220ZM227 114H231V112L230 111H227L226 112ZM25 114V115H24ZM36 114H39V115H36ZM50 114H47V115H50ZM101 114H102V117H104V118H102V119H109L108 120V122H107V124H104V123H106V122H104V120H102V125H101V120H100V116H101ZM238 116H237V115ZM244 114V115H243ZM250 114V115H249ZM258 114H257V117L258 118H261V116L262 115H259L258 116ZM29 115V116H28ZM65 115V116H64ZM119 115V116H118ZM129 115H130V117H129ZM143 115V116H142ZM210 115H207L206 114V116H207V118L209 117L210 118ZM236 115V116H235ZM243 115V116H242ZM23 116V117H22ZM26 116V117H25ZM31 116V117H30ZM37 116V117H36ZM40 118H39V117ZM127 116H128V119H129V121H134V122H132V123H135V119L133 120V118L131 119V117L133 116V117H135L136 119H137V121H136V125H132V127H130L129 125L130 124H132L131 122H130V124H128L129 123V121H127L128 123H127V125H128V127H127V125H126V118H127ZM212 116H211V118H212ZM215 116V115H214ZM245 116V117H244ZM120 117H121V119H120ZM1 118H3V119H1ZM5 118H8V120L7 119H5ZM23 118V119H22ZM31 118V119H30ZM34 118H36L35 120L36 121H38V122H36L35 120H34V122H36V123H33L32 125H30L31 123V121H32V119H34ZM39 118V119H38ZM96 118V120H94ZM116 118V119H115ZM119 118V119H118ZM114 119V120H113ZM4 120V121H3ZM11 120H13L12 122H11ZM18 120H19V122H18ZM23 120V121H22ZM25 120H29V123H27V121H25ZM40 120H42V118L40 119ZM82 120H83V122H82ZM110 120H111V123H109L110 122ZM151 120V119H150ZM5 121H7V122H5ZM57 121V122H56ZM86 120H85V122H87ZM94 121H96L95 123L96 124H94ZM106 121V120H105ZM4 122V123H3ZM10 122H11V126H13V127H10L8 124H10ZM25 122H26V124H25ZM122 122V123H121ZM142 122H143V120H142ZM147 122V121H146ZM241 122V123H240ZM52 123V124H51ZM60 123V124H61ZM189 123H190V125L192 126V130H190V128H191V126L189 125ZM206 123V124H205ZM207 123L209 124V129H208V125H207ZM234 123V124H233ZM236 123H238L237 125H236ZM1 124H2V126H1ZM5 124V125H4ZM18 124V125H17ZM35 124H37L36 125V130H34L35 131V133H34V131L33 130H31V129H35ZM57 124V125H58ZM121 124H123V125H121ZM142 124H144V122L142 123ZM147 124V123H146ZM194 124H195V126H194ZM196 124H198V126H196ZM211 124H213V125H211ZM216 126H215V125ZM240 124V125H239ZM242 124V125H241ZM39 125V127H37ZM41 125V126H40ZM91 127V125H93V127H94V129H91V128H93V127H89V126ZM99 125V126H98ZM123 126V129H122V127H118V126ZM145 125V124H144ZM186 125H189V127L188 126H186ZM5 126H6V129H5ZM8 126H9V128H10V130L11 131H9V129H8ZM31 128H29V127ZM49 126V127H50ZM56 126V124L54 125V127ZM115 126H116V128H115ZM184 126V125H183ZM210 126H212V127H210ZM228 127V128H226V127ZM2 127V128H1ZM143 127V126H142ZM177 127V126H176ZM21 128V129H20ZM89 128V129H88ZM99 128H101V129H99ZM126 128V129H125ZM128 128V129H127ZM130 128H133L132 129V132L131 131H128V130H131ZM189 128V129H188ZM200 128V129H199ZM49 129V128H48ZM87 129H88V131H87ZM96 129V130H95ZM102 129H103V132H102ZM109 129V130H108ZM120 129H122V130H119ZM136 129V128H135ZM138 129H136V130H134V131H137ZM175 129L177 130V131H175ZM253 129V130H252ZM256 129V128H255ZM14 132H13V131ZM22 130H24V132H25V134L23 133V131ZM38 130H39V133H38ZM108 131V132H106V133H108V134H106L105 133V131ZM117 130V131H116ZM237 130V131H236ZM33 131V132H32ZM81 131V130H80ZM88 133H87V132ZM90 131V132H89ZM100 131V132H99ZM141 132H142V129L140 130ZM180 131V132H179ZM253 131V132H252ZM262 131V132H261ZM13 132V133H12ZM32 132V133H31ZM110 132V133H109ZM115 132H122V135H120V136H122L123 138H121L119 135V137L118 136H116L115 135ZM125 132V133H124ZM129 132H130V136H129ZM176 132H178V133H181V134H176ZM206 132H208V134L206 133ZM236 132V133H235ZM250 132H252V134L250 135ZM28 133V134H27ZM31 133V134H30ZM34 133V134H33ZM79 133H81V132H79ZM102 134L103 135V133H104V135L105 136H102L101 137V135L99 136V134ZM111 133H113V134H111ZM128 135H127V134ZM140 133V132H139ZM210 133V134H209ZM217 133H219V135L217 134ZM237 134V135H235V134ZM241 133V135H239ZM260 133V134H259ZM27 134V135H26ZM38 134V135H37ZM135 134V133H134ZM174 134V135H173ZM220 134H221V136H220ZM227 134V135H226ZM12 135V136H11ZM26 137H25V136ZM96 135V136H95ZM112 135V136H111ZM125 135L126 136H128L129 138L127 139V137L125 138ZM176 135V136H175ZM180 135V136H179ZM191 135V136H190ZM196 135H198V136H196ZM202 135V136H201ZM223 135H226V136H223ZM40 136V135H39ZM77 136H79L78 138H77ZM93 136V137H92ZM98 136V137H97ZM179 136V137H178ZM199 136H201V139H200V141H199V143H198V140H195L194 138H198L199 139ZM217 136V137H216ZM257 138H256V137ZM2 137H4V138H2ZM25 137V138H24ZM37 137H38V139H37ZM110 137H111V139H110ZM131 137V138H130ZM174 139H173V138ZM219 137V138H218ZM35 141V142H37V143H35L32 139ZM105 140H107L105 143H104V139ZM108 138V139H107ZM139 138V137H138ZM141 138V137H140ZM139 138V139H140ZM192 138V139H191ZM213 138H217L218 140H215V139H213ZM31 139V140H30ZM37 141H36V140ZM79 139V140H78ZM87 139V140H86ZM167 139H168V141H167ZM195 141H194V140ZM253 139V140H252ZM5 140H6V142H5ZM99 140V141H98ZM132 140V141H131ZM134 140V141H133ZM144 140V139H143ZM156 140V141H157ZM165 140V141H164ZM175 140V141H174ZM192 141V143L194 142V144L196 143V147H195V145L194 144H192L191 146H193V148H195L196 150H192L193 148L190 146V143L191 142H189V141ZM220 140V141H221ZM245 140V141H244ZM251 140H252V142H251ZM31 141V142H30ZM71 141H73V142H71ZM153 141H155V140H153ZM187 141V143H185ZM226 141V142H225ZM231 141V142H230ZM251 143L252 145H251V147H250V144L248 143ZM257 141L259 142V143H257ZM5 142V143H4ZM9 142V143H8ZM12 144H11V143ZM77 142H79V143H77ZM108 142V143H107ZM120 142H126V144H127V146H128V151L127 150H124V149H126V144H124V147H122V143L120 144ZM139 142H141V141H139ZM246 142L248 143V144H246ZM15 143V144H14ZM35 143V144H34ZM87 143V144H86ZM92 143V145H89V144H91ZM95 144V146H94V144ZM113 144V143H118V145L116 144H114V145H111V144ZM204 143V142H203ZM202 142L200 143V144H203ZM210 143H207V144H210ZM99 144V145H98ZM159 144V145H158ZM189 146V149H188V146ZM206 144V145H207ZM212 144V143H211ZM229 144V145H230ZM245 144H246V149H245ZM256 144V145H255ZM12 146V148H11V146ZM24 145V146H23ZM37 145V146H36ZM130 145V146H131ZM157 145L159 146V147H157ZM166 145V144H165ZM184 145H186V147H184V149H182L181 151H180V149L184 146ZM215 145V144H214ZM244 145V146H243ZM259 145V146H258ZM7 146L8 147H10V148H7ZM34 146V147H33ZM65 146V145H64ZM63 146V147H64ZM88 146H90V147H88ZM100 146V147H99ZM162 146V147H161ZM167 146V145H166ZM211 146V145H210ZM253 146H255V147H253ZM13 147H14V151H15V153L17 152L18 154H20V156L22 157L20 160H21V162H19L20 160H18L17 158H20V156L18 155V157H17V154H15L14 153V151H13ZM33 147V148H32ZM40 148L41 150H43V151H41L40 150V152H42V155H40V152H38L39 151V149H35V148ZM66 147V146H65ZM73 147V149H71ZM87 147V148H86ZM134 147V146H133ZM136 147V146H135ZM161 147V148H160ZM191 147V148H190ZM202 147H203V145H202ZM214 147H216V145L214 146ZM244 147V148H243ZM249 147V148H248ZM257 147V148H256ZM29 148L31 149V151L29 150ZM62 148V149H61ZM75 148V149H74ZM77 148V149H76ZM122 148V149H121ZM153 148V147H152ZM153 148V149H154ZM157 148H158V150H157ZM203 148H206V146L205 147H203ZM241 148V149H240ZM253 150H252V149ZM254 148H256L255 150H254ZM33 149V150H32ZM66 150V151H64V150ZM201 149V148H200ZM199 149V150H200ZM210 149V150H209ZM207 148V149H205V151L206 150H208V151H212L211 149H214L213 148V146H212V148ZM236 149V150H235ZM238 149V150H237ZM73 150V151H72ZM80 150V151H79ZM163 150V151H162ZM186 150L188 151L187 152V154H186ZM247 150H248V154H247ZM249 150H251V151H249ZM3 151V152H2ZM57 151L59 152V154L57 153ZM61 151H63V152H61ZM70 151L72 152V153H70ZM88 151H89V153H88ZM129 151H131V152H129ZM203 151H204V149H203ZM203 151H202V153H203ZM204 151V152H205ZM214 151H215V149H214ZM252 151H253V153H252ZM258 151V152H257ZM262 152V153H260V152ZM20 152V153H19ZM33 152V153H32ZM79 152H81L80 154L82 155H84V153L86 154V156H83V159H84V157L86 158V160L84 161V160H82V161H84V163H78L77 162V164L79 165H77L75 162H72L73 160L74 161H78V159H79V162H81L80 161V159H82L81 157V155L79 154ZM83 152V153H82ZM92 152H94V154L93 155H96L97 156V154L98 153H100V154H98V157H94L93 155H91V153ZM134 152V151H133ZM153 152H154V150H153ZM154 152V153H155ZM179 152H180V155L178 156V154H179ZM244 152V153H243ZM10 153V154H9ZM61 153H63V154H61ZM65 153H67V155L65 154ZM97 153V154H96ZM170 153V154H169ZM175 153V154H174ZM188 153H190V154H188ZM209 153V152H208ZM219 153V152H218ZM245 154V156L243 155V154ZM255 153V154H254ZM1 154H0V156H1ZM55 154H57V155H55ZM72 154H74V155H72ZM87 154L89 155L90 154V156H91V158H94V159H92V160H94V162H92L91 164V166L94 168L95 166V168L93 169L90 165H89V162L87 163L86 161L89 159H91L90 157H88V159H87ZM102 154V155H101ZM103 154H104V156H103ZM110 155L111 157L113 156V158H111V157H108V156H106V155ZM207 154V153H206ZM217 154V153H216ZM220 154V153H219ZM232 154H234V155H232ZM247 154V155H246ZM253 155L252 157H250V155ZM32 155V156H31ZM35 155H36V157H35ZM60 155H62V156H60ZM65 155H66V157H65ZM131 155L133 156V153H131ZM131 155L128 157L127 155L125 156L126 158H130L131 157ZM172 155H174L173 157L175 158H172ZM201 155L203 156L202 158H201ZM211 156L213 155V154H210ZM218 155V154H217ZM222 155V154H221ZM225 155V154H224ZM255 155H257L256 157H255ZM38 156H40V159H41V161H40V159H39V157ZM54 156L55 157H58L59 158V156H60V159H58V158H56L57 159V162H56V159L54 158ZM77 156V157H76ZM79 156H81V157H79ZM119 156H120V158H119ZM200 156V157H199ZM211 156L210 157H206V159H207V161H206V159H205V161L206 162H209L210 161V158H211ZM216 156V155H215ZM214 156V157H215ZM219 156V155H218ZM232 156V157H231ZM242 156H243V158H242ZM61 157H63V158H61ZM73 157V158H72ZM74 157H76V158H74ZM124 156L122 157L123 159L125 158ZM179 157V159H178V161H176V158H178ZM214 157H212L211 159L213 160V158ZM231 157V158H230ZM247 157V159H245ZM262 157V158H261ZM13 158V159H12ZM50 158V159H49ZM52 158V159H51ZM67 158V159H66ZM70 158V159H69ZM101 158H102V160H101ZM104 158V159H103ZM109 158V159H108ZM113 159V161L111 162V159ZM121 158V159H122ZM248 158H250V159H248ZM256 158H258V159H256ZM14 159H15V162H14ZM73 159V160H72ZM106 159V160H105ZM146 159V160H147ZM170 159H172V160H170ZM191 159V160H190ZM196 159H194V160H196ZM201 159V160H200ZM252 159V160H251ZM253 159H255V160H253ZM11 160V162H12V160H13V163L14 164H16V165H12V163H11V166H10V161ZM17 160H18V162H17ZM27 160V161H26ZM51 160H52V162H53V164H52V166L51 167H53V165H54V167H53V170L55 171V172H57L54 168H56L57 170H58V172L57 173H59L58 174V176H55V175H57V173L56 174H54L55 172L51 169V171L53 172L52 173V178H51V173H50V168L51 167H49L50 165H51ZM88 160V161H89ZM98 160V161H97ZM109 162H108V161ZM125 160V159H124ZM130 160V159H129ZM169 160V161H168ZM200 160V161H199ZM232 160V161H231ZM244 160V161H243ZM250 160V161H249ZM258 160V161H257ZM50 163H49V162ZM128 161V160H127ZM180 161V162H181ZM183 161H185L184 163H183ZM202 161H203V165L201 164L202 163ZM231 161V162H230ZM249 161V162H248ZM252 161V162H251ZM253 161H255V162H253ZM261 161V163H259ZM6 162V163H5ZM40 162V163H39ZM46 162V164H44ZM62 163L60 166L58 165V164H60V163ZM91 162V161H90ZM103 162V163H102ZM164 162H165V164H164ZM229 162V163H228ZM237 162V163H236ZM239 162H241V163H239ZM243 162V163H242ZM250 163V164H248V163ZM49 165H48V164ZM57 164V165H55V164ZM102 163V164H101ZM107 163H111L110 165H112L113 163V167H114V170H109V168L108 167H110L109 165H106V166H104L105 164H107ZM127 163V162H126ZM167 163V164H166ZM168 163H170V164H168ZM177 163V164H176ZM179 163V164H178ZM193 163V161L192 162H190V165ZM245 163H247V165L245 164ZM254 163H256L257 165H258V167L256 168L255 166H257L256 164H254ZM20 164V165H19ZM41 164H42V167L44 168V169H46V170H42V168H41ZM44 164V165H43ZM64 164V167L62 166ZM67 164V165H66ZM75 164V165H74ZM85 164H88L87 166H88V168H89V166L91 167L90 169H88V168H86V167H84V165ZM116 164V165H115ZM145 164V163H144ZM183 164H184V166H183ZM187 164V163H186ZM198 164H200V165H198ZM241 164H243V165H241ZM254 164V165H253ZM22 165V166H21ZM76 165L78 166V167H80V165H82V167H80L79 169L78 168H75L76 167ZM101 165V166H100ZM115 165V166H114ZM125 165H127V164H125ZM124 165V166H125ZM130 165H132V164H130ZM208 165H211V166H213V163L211 162V164H209L208 163ZM240 165V166H239ZM251 165V166H250ZM261 165H262V167H261ZM19 166H21V167H23V168H18ZM58 166L59 167H61V168H63L62 170H61V168H59L58 169ZM70 166H72V167H70ZM100 166V168L101 169H98V167ZM117 166H119V168L118 169H116V167ZM201 166H203V168L201 167ZM242 166V167H241ZM250 166V167H249ZM255 167V169H254V167ZM2 167V168H1ZM9 167V168H8ZM12 167V168H11ZM49 167V169L47 170V168ZM67 167V168H66ZM74 167V171L75 172H72V170L73 169H71V168H73ZM105 167H106V169H108V171L107 170H105L104 171V169H105ZM135 167V166H134ZM148 167V166H147ZM170 167V168H169ZM201 167V168H200ZM11 168V169H10ZM66 168V169H65ZM70 168V169H69ZM81 168H83L82 170H81ZM87 170H86V169ZM213 168V167H212ZM212 168L210 167V169H208V170H206L205 171V173H208V171H210L209 173H211V170H212ZM224 168V169H223ZM244 169V171H243V169ZM248 169L247 171L245 170V169ZM262 170H261V169ZM1 169H3V170H1ZM9 169V171L7 172V170ZM18 169H19V171H18ZM22 169V170H21ZM26 170V172H24L25 170ZM78 169V170H77ZM92 169V170H91ZM96 169V170H95ZM112 169V168H111ZM129 169H130V171H129ZM154 169H156V168H154ZM241 169H242V171H241ZM21 170V171H20ZM59 170H61V171H59ZM86 170V171H85ZM185 170L183 171V169H182V173H187V172H185ZM251 170V171H250ZM254 170V171H253ZM16 171H18V172H16ZM43 171L44 172H46V173H43ZM49 171V172H48ZM83 171V172H82ZM88 171V172H87ZM134 171H136V168H135V170ZM193 171V172H192ZM258 171V173L257 174H255V172H257ZM7 173V175H6V173ZM22 172L23 173H25L26 175H24V174H22ZM87 172V173H86ZM90 172V173H89ZM127 172V173H128ZM137 172V171H136ZM158 172H160V174L158 173ZM192 172V173H191ZM240 172V173H239ZM242 172H243V174H242ZM246 172H248L249 174H247ZM254 172V174H252ZM261 172V173H260ZM4 173V174H3ZM18 173H20V174H18ZM48 173H50V174H48ZM83 173V174H82ZM120 173H122V174H124V176L123 175H121L122 176V178H121V176L119 175ZM132 173V172H131ZM172 173V174H171ZM191 173V174H190ZM204 173V174H205ZM235 173V174H234ZM245 173V174H244ZM263 173V174H262ZM1 174H3V177L1 178ZM17 174V175H16ZM23 176H22V175ZM54 174V175H53ZM80 174H82V175H80ZM130 174V173H129ZM149 174V175H148ZM170 174V175H169ZM177 174V175H176ZM224 174H226V175H224ZM250 174H251V176H250ZM260 174V175H259ZM11 175H13L12 177H11ZM65 175V176H64ZM86 175V176H85ZM182 175V174H181ZM203 175V174H202ZM201 175V176H202ZM241 175V176H240ZM255 175H259L258 176V179H259V182L258 181H255V180H253V176H254V178H255ZM55 176V177H54ZM127 176V175H126ZM133 176V179L131 178ZM175 176H173V179H174V177ZM179 176V175H178ZM200 176V177H201ZM225 176V177H224ZM237 176V177H236ZM240 176V177H239ZM243 176L245 177V180H247V183L245 184L244 182H246L245 180L243 181L242 179H241V177L243 178ZM249 176V177H248ZM257 176H256V180H258L257 179ZM5 177V178H4ZM11 177V178H10ZM51 179H50V178ZM109 177V178H108ZM141 177V178H140ZM182 177V176H181ZM185 177V176H184ZM195 177V178H194ZM262 177V178H261ZM12 179V180H10V179ZM64 178H66V180H65V182H64ZM116 178V179H115ZM130 178H131V180H130ZM140 178V179H139ZM154 178V177H153ZM177 177H175V179H176ZM193 178V179H192ZM233 178V179H232ZM250 178H252V180H248V179H250ZM260 178H261V180H260ZM55 179V180H54ZM84 179V180H83ZM108 179V180H107ZM122 179V180H121ZM139 179V180H138ZM147 179V180H148ZM155 179V178H154ZM174 179V180H175ZM191 179H192V181H191ZM237 179H238V181H237ZM244 179V178H243ZM3 180H4V182H3ZM52 180V181H51ZM54 180V181H53ZM57 180V181H56ZM61 180V181H60ZM91 180V181H90ZM137 180V181H136ZM162 180H163V182L165 183V185L164 186H162V188L161 187H159L160 186V184H158V182L159 183H161L162 182ZM191 182H190V181ZM195 180V182H193ZM231 180H232V182H231ZM242 180V181H241ZM53 182V184H55V186L54 185H52V183L51 182ZM125 181V182H124ZM179 181V180H178ZM181 181V180H180ZM223 181V182H222ZM250 181V182H249ZM8 182V183H7ZM13 183V185L11 184V183ZM139 182H141L140 183V186H139V184H136V183H139ZM149 182V181H148ZM175 182V183H176ZM186 182V183H185ZM193 182V183H192ZM225 182V183H224ZM9 183H10V186H9ZM43 183V184H42ZM62 183H64V184H62ZM155 183H157V185L155 184ZM163 183V184H164ZM223 183V184H222ZM233 183V184H232ZM250 184V187L247 189L246 187H247V185L249 186V184ZM253 183V184H252ZM262 183H264L263 181H262ZM189 184H193V185H189ZM227 184V185H226ZM240 184V185H239ZM245 184V185H244ZM257 184H259V185H257ZM12 185V186H11ZM39 185V186H38ZM142 185V186H141ZM155 185V186H154ZM162 185V184H161ZM166 185H167V187H166ZM189 185V186H188ZM202 185V186H201ZM221 185V186H220ZM226 185V186H225ZM251 185H252V187H253V189H251L252 187H251ZM257 185V186H256ZM263 185V184H262ZM46 188H45V187ZM48 186V187H47ZM68 186V187H67ZM138 186V187H137ZM212 186V187H211ZM225 186V187H224ZM240 186V187H239ZM256 186V187H255ZM57 187H58V191H57ZM63 187V188H62ZM154 187V188H153ZM158 187H159V189L161 190H159L158 189ZM183 187H184V189H183ZM205 187V188H204ZM220 187H222V188H220ZM224 187V188H223ZM246 188V190H245V188ZM46 190H45V189ZM61 188V189H60ZM134 188H136V189H134ZM154 189V190H152V189ZM155 188H157L156 190H158L159 191V193H157V191L155 190ZM210 188H213L212 190L210 189ZM226 188H227V190H226ZM230 188H232L231 190H230ZM238 189V191H240L241 190V193H237V189ZM239 188H240V190H239ZM257 188V189H256ZM48 189V190H47ZM67 189V190H66ZM184 190V193H183V195L181 194L182 193V191L181 190ZM202 189V190H201ZM209 189V190H208ZM250 189V190H249ZM61 190V191H60ZM65 190V191H64ZM78 190H80L81 191V195L78 193ZM146 190L147 191H150V193H152V196H154V195H156V196H158V197H160L161 198V196L163 195L162 194V192H164V194L165 195H163L162 196V198L164 197V199H165V197L168 199V201H169V199H171V202H174V203H176L177 204V202H178V204H181V203H186L185 205L184 204H182V205H184L185 207H183L182 206V208H184L183 210L181 209V208H179V209H176V207H174L177 211V214L178 213H181V214H178V217H179V219L177 220V218H176V221H175V219H174V217L172 216V215H169L172 211H173V213H175L174 212V210L175 209H173V207H172V204L170 205L169 204V202L167 201V200H165L170 206H171V208L169 209V210H171L172 209V211L168 214V212H166L165 213V211L162 213V211L163 210H165L166 208H168V206L166 207H162V205L163 204H165V203H163V204H161V206H160V203H158L159 201L157 200V202H156V200H155V204H154V207H152V208H154V209H156L155 208V205L156 206H160V207H162V211H161V209H159L158 207V209H159V211H158V209L157 210H155V211H157L156 213H158V212H160V214H159V216H158V218L157 217H154V214H155V212L154 213H152L151 211L152 210H154V209H152V210H150V212L153 214V216H151V217H153V218H157L158 219V221H159V224L160 223H162L161 224V230L159 231V232H150V230H149V227L148 226H146L145 225V215H147L148 213H145L144 212V209H145V207H144V209L142 208V205H141V203H143V205L144 204H146L145 202H140L141 200H139V198L140 199H142L141 197L143 196V195H146V194H144V193H142V191H145L146 192ZM166 190V191H165ZM219 190H220V192H219ZM229 190V191H228ZM258 190H259V192H258ZM5 191V192H4ZM48 191V192H47ZM79 191V192H80ZM152 191V192H151ZM153 191H154V194H153ZM231 191V192H230ZM15 192V193H14ZM51 192V193H50ZM63 192V193H62ZM83 192V193H82ZM202 192V193H201ZM212 192V193H211ZM256 192H258V193H256ZM62 193V194H61ZM147 193H149V192H147ZM149 193V194H150ZM4 194V195H3ZM53 194V195H52ZM86 194V195H85ZM159 194V195H158ZM198 194V196L196 197V195ZM209 194V195H208ZM211 194V195H210ZM238 194H240L239 196H238ZM254 194V195H253ZM256 194H257V196H256ZM82 195H84L85 197H83ZM141 197H140V196ZM181 195V196H180ZM192 195H195V196H192ZM218 195V196H217ZM226 195V196H225ZM248 196V199H247V196ZM255 197H253V196ZM18 196V197H17ZM86 196H87V198H86ZM93 196V197H92ZM151 196V197H152ZM155 196V197H156ZM192 196V200L194 199V203H193V201H186L185 202V200H188V199H190L189 197H191ZM235 196H237V197H235ZM146 197V196H145ZM149 198H150V196H148ZM171 197V198H170ZM177 200V201H174V198ZM179 197H180V199H179ZM206 197V198H205ZM228 197H229V199H228ZM235 197V198H234ZM244 197V198H243ZM251 197H252V199L254 200H252V202H251ZM262 197V198H261ZM84 198V199H83ZM148 198V199H149ZM159 198V199H160ZM185 198V199H184ZM188 198V199H187ZM206 199V200H204V199ZM213 198V199H212ZM236 198H240L239 200L238 199H236ZM259 198H261L260 200H259ZM126 199V200H125ZM151 199V198H150ZM190 199V200H191ZM196 199V200H195ZM220 199H221V201H220ZM246 199V200H245ZM258 199V200H257ZM84 200V201H83ZM151 200H153V198L151 199ZM162 200V199H161ZM210 200V201H209ZM38 201H40V202H38ZM147 201V200H146ZM184 201V202H183ZM243 201H244V204H243ZM148 202H150V201H148ZM188 202L190 203L189 204V206H188ZM193 204H192V203ZM213 202V203H212ZM246 202H247V204H246ZM248 202H250V203H248ZM37 203H40L39 205H37ZM107 203V204H106ZM153 202H151V203H149L150 205L152 204ZM162 203V202H161ZM196 203V204H195ZM21 204V205H20ZM43 204H44V208L43 207H41V206H43ZM148 204V205H149ZM192 204V205H191ZM214 204H216V205H214ZM239 204V205H238ZM249 204V205H248ZM251 204H252V206H251ZM259 204H260V209L261 210H263L262 212L260 211V209H259ZM106 205V206H105ZM140 205V206H139ZM204 205L206 206V207H204ZM147 206V205H146ZM173 206H174V204H173ZM176 206V205H175ZM178 207H181V205H177ZM248 206H250V207H248ZM262 206V207H261ZM177 207V208H178ZM210 207H212V208H210ZM19 208H22V209H19ZM27 208H29L28 209V211H29V213H28V211H27ZM149 208V207H148ZM205 208V209H204ZM216 208V209H215ZM246 208V209H245ZM19 209V210H18ZM23 209H25V210H23ZM37 209V210H36ZM188 209V210H187ZM208 209V210H207ZM21 210V211H20ZM34 210H36V211H34ZM42 212H41V211ZM141 210V211H140ZM148 210V209H147ZM203 210V211H202ZM253 210V211H252ZM27 211V212H26ZM44 211V212H43ZM146 211V210H145ZM167 211H168V209H167ZM185 211V212H184ZM187 211H189V212H187ZM247 211H248V213H247ZM20 212V213H19ZM149 212V211H148ZM213 212H214V214H213ZM255 212V213H254ZM34 213H36V214H34ZM151 213H149V215L151 214ZM192 213V214H191ZM250 213V214H249ZM251 213H254L253 215L251 214ZM17 214H18V216H17ZM38 214V215H37ZM143 214H144V216H143ZM187 214V217L185 216ZM24 215V216H23ZM28 215H29V217H28ZM34 215H36V216H34ZM148 215V216H149ZM157 215V214H156ZM175 215V214H174ZM184 215V216H183ZM202 215V216H201ZM252 217H251V216ZM258 215V217H256ZM26 216V217H25ZM34 216V217H33ZM53 216V217H52ZM147 216V217H148ZM248 216H250L249 217V219H248ZM25 217V218H24ZM150 217V218H151ZM183 218V219H181V218ZM185 217V218H184ZM206 217V218H205ZM237 217V218H236ZM256 219H255V218ZM24 218V219H23ZM53 218H55V219H53ZM188 218V219H187ZM231 218V219H230ZM254 218L255 220H252V219ZM41 219V220H40ZM248 219V220H247ZM263 219V220H262ZM145 220V221H144ZM149 220V219H148ZM147 220V221H148ZM155 219H153V221H154ZM173 220H174V222H173ZM237 220H238V222H239V224H238V226H239V229H246L247 230V232H249L248 234L249 235H247L246 237H245V240L247 241V242H249L251 239H252V243H250V244H252V250H251V255L250 254H248L247 255V257H246V251H244V247H243V244H242V241L240 240V236L238 235V233H236V225H237ZM239 220H242L241 222L239 221ZM256 220H257V222H256ZM260 220V221H259ZM262 220V221H261ZM27 221V222H26ZM151 221H152V219H151ZM248 221V222H247ZM253 221V222H252ZM256 222V224H255V222ZM177 222V223H176ZM186 222V223H185ZM189 222V223H188ZM260 222V224H258ZM147 223V222H146ZM156 223V222H155ZM176 225L175 226V228H174V224ZM230 223V224H229ZM249 223V224H248ZM250 223H252V224H250ZM262 223V224H261ZM209 224H210V226H209ZM254 224V225H253ZM192 225V226H191ZM258 225V226H257ZM252 226V227H251ZM254 226H255V228H254ZM257 226V227H256ZM260 226H263V228L261 229V227ZM148 229H147V228ZM166 229H165V228ZM180 227V228H179ZM226 227V228H225ZM2 228V229H1ZM258 228H260V229H258ZM174 229H175V231H174ZM181 229V230H180ZM235 229V230H234ZM250 229H251V231H250ZM169 230V232H167ZM178 230V231H177ZM238 230V229H237ZM254 230V231H253ZM260 230V231H259ZM262 230V231H261ZM40 231H41V233H40ZM98 231V232H97ZM172 231V232H171ZM253 231V232H252ZM258 231V232H257ZM2 232H3V234H2ZM167 232V233H166ZM173 232H174V236H172V234H173ZM178 232V233H177ZM170 233V234H169ZM172 233V234H171ZM234 233H235V235H234ZM257 233H258V235H257ZM263 233H264V231H263ZM262 233V234H263ZM139 234V235H138ZM167 234V235H166ZM256 234V235H255ZM22 235V236H21ZM23 235H25L24 237H23ZM130 235V236H129ZM234 235V236H233ZM237 235V236H236ZM236 236V237H235ZM260 236V237H259ZM134 237V238H133ZM166 237V238H165ZM195 237V238H194ZM5 238V239H4ZM226 240H225V239ZM251 238V239H250ZM257 238H260V240L262 239V241H260V242H258L259 240L257 239ZM96 239V240H95ZM218 239V240H217ZM233 241H232V240ZM250 239V240H249ZM16 240V241H15ZM20 240L22 241V242H20ZM26 240V241H25ZM138 240V241H137ZM173 240H175L174 241V243H172V245L170 246V242L171 241H173ZM225 240V241H224ZM12 241V242H11ZM129 241H132L131 243L129 242ZM157 241V242H156ZM218 241H219V243H218ZM228 242H229V244H228ZM233 242V243H232ZM7 243V244H6ZM25 243H26V245H25ZM164 243V244H163ZM221 243V244H220ZM232 245H231V244ZM254 243H256L255 245H254ZM260 243V244H259ZM263 243V244H262ZM25 246V248H24V246ZM62 244V245H61ZM163 244V245H162ZM167 244H169V245H167ZM189 244H191V246L189 245ZM97 245V246H96ZM129 245V246H128ZM219 245V246H218ZM220 245H221V247H220ZM237 245V246H236ZM61 246V247H60ZM127 246H128V248H127ZM131 246H134V247H131ZM167 246L169 247V248H167ZM183 246L184 247H186L185 248V250H184V248H183ZM239 246H241V247H239ZM164 247V248H163ZM166 247V248H165ZM190 247V248H189ZM213 247V248H212ZM214 247H219V249H216V248H214ZM44 248V249H43ZM137 248H139V249H137ZM188 248V249H187ZM69 249V250H68ZM128 249V250H127ZM215 249V250H214ZM254 249V250H253ZM261 249V250H260ZM166 250H167V252H166ZM209 250H211V252H208ZM212 250H214V251H212ZM219 252H218V251ZM234 250V251H233ZM4 251L6 252V253H4ZM89 251V252H88ZM260 252V254H258L259 252ZM261 251H262V253H261ZM3 252V253H2ZM92 252V253H91ZM187 252V253H186ZM215 254H214V253ZM218 252V253H217ZM255 252V253H254ZM120 253V254H119ZM183 253H184V255H183ZM24 254V255H23ZM232 254V255H231ZM236 254V255H235ZM259 255V256H257V255ZM120 255H122V256H120ZM235 255V256H234ZM253 255V256H252ZM37 256V257H36ZM154 256V257H153ZM166 256V257H165ZM220 256V258H218ZM263 256V257H262ZM23 257V258H22ZM122 257V258H121ZM144 257V258H143ZM213 257H215V258H213ZM239 257V258H238ZM250 257V258H249ZM35 259V261H34V259ZM36 258L38 259V261L36 260ZM140 258V259H139ZM158 258V259H157ZM165 258H168V259H166V260H164ZM218 258V259H217ZM237 258V259H236ZM263 258V259H262ZM22 261H20V260ZM162 259V260H161ZM185 259V260H184ZM213 259V260H212ZM242 259V260H241ZM153 260H156V261H153ZM159 260V261H158ZM164 260V261H163ZM180 260V261H179ZM215 260V261H214ZM217 260V261H216ZM19 261V262H18ZM258 261V262H257ZM23 262H25V263H23ZM30 262H28V264H31ZM34 262H37V263H34ZM142 262V263H141ZM153 262V263H152ZM182 262V263H181ZM215 262V263H214ZM165 264V263H164Z\"/></svg>", "mask_w": 264, "mask_h": 264}, {"label": "bare ground", "instance_id": "obj_2", "mask_svg": "<svg viewBox=\"0 0 264 264\" xmlns=\"http://www.w3.org/2000/svg\"><path fill=\"white\" fill-rule=\"evenodd\" d=\"M14 1H15V3L17 2V3H22V6H21V8L20 9H23V10H20V9H18L19 11H21L20 13H21V15H20V17H18L19 18V20L21 19V23L23 22V20H24V23H26V21L27 22H31V20H29V18H31V17H35V12L36 13H38L37 12V10H39V9H41V15L39 14V15H37V16H39L38 17V19L37 20H43L45 17V12L47 13L48 11L50 12V10L52 11V9H54V8H57V7H59L60 6V4H61V2H60V0H42V1H40L39 0V2H38V0H36L37 1V3L39 4H42L41 6H43V4H44V6L43 7H41L40 5H38V4H36L35 2H34V0L32 1H30L29 0V2L31 3H29V2H27L26 0H25V2H24V0H20V1H22V2H20L19 0H0V11L2 10L3 11V9H4V11H3V15H6V13L4 14V12H8V9L10 8L11 9V7H14L13 6V4L12 3H14ZM64 1V0H63ZM62 1V2H63ZM67 1V0H66ZM71 1H73V0H70L69 2H71ZM78 1V2H77ZM77 1H75L77 4L79 3V0H77ZM87 1V0H86ZM91 1V0H90ZM90 1H88L87 3H89L88 5L90 6V8H92V10L90 9V8H88L87 6H86V2H85V0H83V2H85V3H80V4H78V6H77V4L76 3H74L75 4V6H77V12H78V10H79V12L77 13V12H73V9L71 10L72 11V14L71 15H73L74 14V19H72V20H70V19H68L67 21H69V23L68 22H66V24H64L65 26H70V27H72L71 29H68L69 27H65L64 25H62V26H59V24H58V26H57V28H58V31L57 32H54L55 33V36H53V33H52V36H50L49 38H48V36L47 35H45L46 36V38L44 37V38H42V36H41V33H43V32H41L40 33V36L41 37H37L38 38V42H39V39L40 38H42L41 40H42V44H43V46H44V48L43 47H41V48H39V49H37V50H41L40 51V53H42V50L44 49V51H43V54H42V56H43V58L41 57V55H40V57L42 58V59H40L39 60V58L40 57H36L37 58V61L39 62V63H42L41 62V60H43L44 58H46L47 57V59L49 60L48 62H47V59H45V61L42 63V65L44 66H41V64H39L38 62H36V63H38L39 65V68L40 69H42L41 71H42V73H44V76H47L48 75V73H51L50 75L52 76V75H54V74H56V75H54L55 76V79H58L59 80V77H61V76H63L64 75V73H68V72H65L64 70L68 67V65H66V64H64L65 63V60L67 59V57H69L68 56V53H69V51L70 50H72V52L71 53H74L73 52V50H75V52H77L76 51V49L78 48V46H79V48L82 50V51H80V49H78V52L80 51V54L79 55H84L85 56V58L83 57V55L81 56V58L80 59H78V60H80V61H82L83 62V64H82V62L81 63H79L80 61H77L76 59H77V57H75V59H74V57H73V54H70L71 55V57H69L70 59L71 58H73L74 59V61L76 60L77 61V63H76V65H75V68L77 67H80V69H81V72H82V70H84L83 71V73L81 74V75H77L78 76V78H82L81 79V81L77 78V76H74L73 74V71L76 73V70H77V74H80L81 72L79 71L78 72V69L76 68V70H74L73 69V71L71 72V73H73L72 74V76L70 75V74H68V75H70L72 78H70V76H69V78L71 79V80H73V77H74V81H70V80H68L69 78H68V76L66 77V78H64V77H62L63 79H66V80H68V82L65 80V81H58L57 82V80H55L54 82H51V76H47L48 78H49V81H48V78L47 77H44V78H46V79H44L45 81H47V83L46 84H48V85H51V84H54V83H59L61 86L60 87H58V88H60V89H56V90H59L58 91V93L57 92H55V90H53V92H55L54 93V95H57V97H55L53 94V97L54 98H52L51 100H52V102H54L56 99L57 100H59V101H56V102H58V107H59V104L60 103H62V102H64V108L63 109H61V111L62 112H64V113H62V114H65L64 116V123H61V121H60V123L58 124V122L57 123H55L56 124V126L54 127V123H53V126L51 127L50 125H49V121L53 118V117H55V116H51V115H53V114H50L51 113V111L48 113V112H46V115H44V116H42V114H44L45 112H43L44 111V108H42L43 110H42V112H38L39 114H40V116H41V118H42V120H40L39 118V120L38 121H43V120H45V122L47 121L46 119L48 118V125H47V127H42L41 125V128L42 129H40L41 131H40V133H39V130H38V133H39V135H38V137H39V140H38V142H39V144H37L41 149L44 147V149H46V150H48V152L49 151H52V150H54L55 151V149H57V148H59V146L61 147V145H65L64 147L62 146V148H65V149H69V148H67V145L69 144L67 141H69L70 142V139H68L69 137L71 138V140H75L74 139V137L72 138V136H74L75 134L76 135H79V134H83L82 132H84V130L82 131V127H83V125L85 124L86 126H85V128H87V124H89L90 125V123H91V121L93 122V120H92V118H90V123L88 122L89 121V117L88 116H90L91 114H90V112H89V110L91 109V107L90 108H86L85 107V109L87 110L88 109V112L84 109V108H82V107H84V106H86L88 103H89V101H91L90 100V95L92 96V94H90L89 95V93H88V95H87V97L89 98V101H88V98H87V102H86V100H85V102L83 101L82 102V99H81V92L83 91V93L85 92V90L86 89H88V90H90L88 87H86V85H88L89 83L91 84V82H93L92 80H91V77L92 78H94V83L92 84L94 87H96L95 86V75H97V74H99L98 72H97V70H96V72L94 71L93 72V68H94V66H95V68L98 66L99 67V72H102L101 71V66H102V69H103V65H102V63H99V62H102V60L104 59V60H107L108 61V59L110 60V58H111V61L113 60L112 58L113 57H115V55H117L118 53L115 51V50H118L119 48H117L116 49V47H117V42L119 43V41H115L116 40V38H113V36L116 34V32H121V30H117V29H121L124 25H125V23L123 24V22L122 21H127L128 20V17H127V19H126V17H125V20L123 19V16H122V14H120V12L119 13H117L116 12V14H115V12H112V11H110L113 15H111L112 17L110 18V16H109V18H107V20L108 21H106L107 23L106 24H108L109 23V21H110V19H111V21H110V25H111V28H113V30H115L117 27L116 26H118V28L116 29V32L114 31V33L115 34H113V32L111 33L110 31L111 30H109L108 28H107V26L108 25H106V24H104L105 22H103V24L105 25V27L103 28L102 26H101V24H96V26H99L100 25V28L102 27V29H101V34L99 33V35H102L103 33V35H102V37H101V39H100V37L98 36V40L97 41H95L96 43H92L91 44V46L90 45H86V47H84L83 46V49L80 47V45H82V44H79V45H77V43L76 42H78V43H80L79 42V40H80V37H79V40H78V36H80L79 35V33L80 32H84V31H86V28L88 29L89 27H90V25H91V23H92V19L91 18H89V17H91L90 15L91 14H89L88 13V11H86L87 9L89 10L90 9V11L91 12H93V11H95L96 12V9H98V5H94V4H97L98 2V0L95 2V3H93L92 1V4L90 3ZM95 1V0H94ZM108 1V0H107ZM113 1V0H112ZM114 1H117V0H114ZM119 1H121V2H123L124 4L123 5H121V6H125L123 9H121V8H117V6L119 5V2L117 1V6H116V8L117 9H115L116 11L117 10H119V9H121V10H124L126 13L127 12H132V10L130 9V8H128V6H126V4H125V1L124 0H119ZM132 1H134V0H131L130 2H132ZM182 1V0H181ZM184 1V0H183ZM182 1V2H183ZM193 1V0H192ZM204 1H207V0H204ZM203 0H200V2L201 3H199L198 2V0H195V2H197V3H195V5L193 6L192 5V2H191V0L188 2L189 3V5L191 6V8H192V10L193 9H197L198 7H200L199 8V10H198V12H197V10L195 11V13H196V15L195 16H193V18L192 17H190V16H192V14H190L191 13V11L189 12V9H188V7L190 8V6H188V7H186V4H185V2H186V0H185V2L183 3V4H185V9H184V7H183V4H182V6L180 7V1H176V2H179L178 3V6L177 5H175V8H174V10H175V12L174 13H180V15L181 16H183V14L185 13V11H186V15L188 14V16H187V18H185V19H187L186 20V23L184 24V28L182 27V29H185V28H187V26H188V28H189V30H187V29H185L184 30V32L182 31V29L180 28V27H178V32H179V34H178V32H177V30L175 31L174 29L172 30L171 29V33L172 32H177V34L175 35L176 37H174V39H171V37L169 38V36H172V34L170 33V31H168L167 29V31H166V34H164V33H162V29H161V34H164V35H162L161 36V34L160 35H158L159 33H160V28L159 27H156V29L158 28V30H156V33H153V35H155V34H157V36L155 35V37H157L156 39H154V36H151L152 38H153V40H157L158 39V36H160V38H159V40H157V44H158V41H160V39H162L161 37H163V36H165V38L163 37V39H165V41L163 40L162 41V47H164V45H165V47L167 46V48H165L164 47V52L162 51V49H160V48H156L155 47V50H154V52H155V54H157V53H159L160 52V50L163 52V55H164V57L166 56V51H167V55L168 54H171V55H173V53H172V51L174 50V52L176 51V47H177V43L179 42V44H181V45H179V49H181V46H182V43H184V47H186L187 49L189 48V47H191V49L189 50V51H193V52H195V54H197L198 52H197V49H199V50H201L200 48H205L206 47V49H204V50H202V51H204V55L206 54V55H208L207 53H209V55H211V56H209V58L210 57H213V58H210L211 59V63H212V65L210 64V62H208L211 66H209V64L207 63V65H208V67L205 65V62H202V64H201V62L199 61V60H201V59H199V60H196V62H194V60L192 61L191 60V62H190V67H189V65H187V67L190 69L189 70V72H188V69L186 70L185 69V63L187 62L186 60L185 61H183V62H185L184 63V65L181 67V64L183 63L182 61L181 62H179V60H178V64L179 63H181L179 66H178V68L180 69V70H178V68H177V70L175 71L170 65H172L173 63H171V64H169V63H166L163 67H166V68H168L167 70H162L161 71V69H165V68H161V69H159V67H157L156 65H155V63L158 65V62H160V61H162V59L161 60H159V61H157L158 59H155V61H150V63L147 61V60H145V55L143 54H141L140 52H137L138 54H134V57H136V55H137V57H138V61H139V59H140V57L142 56V58L144 59V62L146 63V66H149V67H151V63H152V67H151V70L148 68L147 69V71L149 72H147L148 74H146V72L144 71V70H142V68H145V67H140L139 68V64H141L142 66L144 65V63L142 62V60L141 61H139V64H138V74H137V72H136V70L134 69L133 70V68H135V66L133 67V68H131L133 65H131V67L130 66H128V68H129V70H127V71H129L128 73H127V71H124L123 69H124V66H122V69H121V71H119L118 72V69L119 68H117L116 69V66H115V64L113 63V62H115V59L111 62L110 61V64L112 65L113 64V69L111 70L112 72L114 71L115 73H114V75H120V77H115V79H119L120 78V80H121V82H120V80H119V82H120V84L122 85L123 83V79L122 78H124L125 77V80H128V81H130V78H131V76H132V78H131V81H132V86L133 87H138L139 89H142L143 87H141L142 85H144V82L145 83H148V84H145V91L144 92H141V94H143L142 96H141V94H140V96L139 95H136L137 94V92H138V90H137V92H136V94L134 95V99L133 100H131V104L133 105L132 107H135V104L137 105L138 104V102H139V104L140 105H142L143 103H145L146 102V99H144V97L146 98L147 97V95L146 96H144L146 93L145 92H147V90H150L149 91V93L152 91L151 89H153V86L152 85H154V88H156V89H153V93H154V97L153 96H151V97H153V99H154V101H155V99L157 100V102L155 101H152L151 102V100H152V98H151V100H150V103H153L152 105H150V104H146V105H149L150 106V108H151V110L153 111V113H154V115L153 114H151V116L149 115V117L150 118H147L146 120H145V118L144 119H142L143 117H139L140 119H138V121H141V123L140 122H138V124L139 125H141V129H142V132L137 128L138 126L135 124L136 123V121H137V119L135 118V117H133L135 114H130V113H128L127 111H125L124 110V113L125 112H127L128 114H130V115H133L132 117H131V119L133 118V120L135 119V123H132V122H134V121H129V119H128V116H127V118H126V125H127V121H129V123L128 124H130V122L132 123V124H130L129 126L130 127H132V125H136V126H134V129L133 128H130L131 130H128V131H131L132 132V129H133V132H132V135L131 136H134V137H137L138 135V137L140 138H136V139H138V144H137V142H136V144H133V143H135V142H133L132 143V145L130 146L129 145V147H132V148H134V149H131V151H129V152H131V153H133V156L131 155V153H130V155H131V157L128 159V158H126L125 156L127 155L128 156V154L127 153H123L122 155L125 157L124 159L122 158H120V156H119V158H120V160H122V161H120L119 162V164L121 163V166H122V168H120V170L118 169L119 168V166H117L116 167V169H118V171H121V172H123L124 170H126L125 168H127V167H130V166H133V167H131V172H126L125 173V177H123L122 178V176L121 175H123L124 176V174H122V173H120L119 175L121 176V178L122 179H125L126 177H128V176H130L131 174H133V173H140V174H136V175H138V177H139V175L140 176H142V173H143V177L149 172V171H146V173L145 172H143V171H145V165L146 164H148L147 162L150 160V159H152L151 157H154L155 155H156V153H157V155L155 156V160H156V157L158 156V148H157V152H155L156 151V146H155V143H159L160 141H158L159 139H161V142L162 143H160V144H163L161 147H162V149L163 148H165V147H169L168 146V144L171 142V140L169 141V143L168 142H163L162 141V139L163 138H165L166 136L167 137H169L170 135H172V133H175V132H173V129H174V127L175 128H178V130H179V127H178V125H180L181 124V126H180V129H181V127H185V124H187V121L189 122V119L190 120H192V121H190V122H195V123H199V122H202V123H200L199 124V126L200 125H202L203 124V122H206V120L208 121V122H211V123H217L216 125H220L221 124V128H222V125L224 124V125H227L228 123H231V121L230 120H232L233 122L235 121V117H233L232 116V112L234 113V111H235V109H234V107H236V105L237 106H239V104L240 103H243L242 105H244V109H245V106H247L248 108H252L251 110H253V112H250V116H249V120H251L250 122H251V124H252V122H254L253 123V128H254V130H257L258 128H259V126H260V124L262 123V122H264V113L263 114H258L257 113V110L258 111H260L259 110V106H260V104L262 103V102H264V33H263V31H264V29L262 30V33H263V35L260 33V35H257V33H259L260 31V28H261V26H260V28H259V30H258V27H256V26H258L259 24H262V23H264V17H263V15H264V0H249V2L251 1V3L253 2V3H258V4H261V5H259V6H256L257 5V3L256 4H254V7H253V3H252V5H251V3L248 5V0H245V1H247L246 3V5H245V7H244V4H243V2H242V4L240 5V6H237V7H240V10H243V11H238V12H235L237 9L239 10V8H237V7H235V8H233V9H235L234 10V12H231V11H233V9L231 10H229L230 11V13H232L231 15H228V17L230 16V18L232 19V22H233V16L235 17V16H237L236 17V20L238 19V20H241V22L242 23H240V21H238L237 20V22H235V27H237V28H235V31L237 30V32H238V30L240 31L241 29H242V32L240 31L239 33H235V31H234V28H233V30L231 29L230 31L232 32H230V31H227V29H228V26H227V28H225V29H223V27H220V26H218V23L216 22V20H214V17H216L218 14H219V12H221V10H222V7H223V5L226 3V0H208V2H207V4H209V2L210 3H212V2H214V7L212 8V9H214V10H212V9H209V10H207L208 8H206L207 6L206 5H204L203 4V2H204ZM228 1V0H227ZM237 0H235V2H236ZM240 1H239V3H240ZM24 2V3H23ZM82 2V1H81ZM140 2H142L141 0H137V3L139 4ZM162 3H163V1H161ZM181 2V3H182ZM230 2H232V0H230L229 1V3ZM233 2H234V0H233ZM16 3V4H17ZM67 3V2H66ZM73 3V2H72ZM112 3H114V5H116L115 4V2H112ZM137 3H136V5H137ZM153 3V2H152ZM188 3H187V5H188ZM191 3V4H190ZM193 3H194V1H193ZM198 3H199V5H198ZM204 3H206V2H204ZM20 4H19V6H20ZM24 4V5H23ZM34 4V5H33ZM64 5L63 6H65V8L66 9H62L61 7L60 8H57L58 10L60 9V14H63L64 15V11H66L67 9H68V6H70V4L66 7V5L67 4H65V2L63 3ZM84 4V5H83ZM134 4H135V2H134ZM167 4V3H166ZM170 4L171 5H173L171 2L169 3V7H171L170 6ZM202 4L204 5L203 7H202ZM10 5H12L11 7H9ZM15 5V4H14ZM18 5V4H17ZM135 5V6H136ZM143 5V4H142ZM168 5V4H167ZM213 4H211V6H212ZM72 6V5H71ZM71 6H70V8H71ZM91 6H95L94 8H96V9H94L93 7H91ZM108 6V5H107ZM120 6V5H119ZM120 6V7H121ZM139 6V5H138ZM165 6V5H164ZM209 6H210V4H209ZM227 6L228 5H224V7H226V8H223V12H222V16H223V18H225V20L224 21H226V24H227V22H228V20L226 19V17H227V12H225L224 13V11H227ZM247 6H249L250 7V9L248 10V7ZM258 8V10H259V13H257L256 11H257V9H256V7ZM8 7V8H7ZM127 7V8H126ZM162 7V6H161ZM177 7V8H176ZM195 7V8H194ZM205 7V8H204ZM231 7V6H230ZM233 7V6H232ZM246 7H247V9H246ZM19 8V7H18ZM79 8H81V10L79 9ZM109 9H111V10H113V8L111 7L110 8V5H109V7H108ZM140 8L141 7H139L138 9L139 10H137L136 9V13H134V14H137L138 15V12L140 11ZM143 8V7H142ZM148 8V7H147ZM173 8V7H172ZM180 8V9H179ZM182 8H183V10H182ZM202 8H204V9H206L207 11H209L208 12V14H207V11L205 10V12H204V10H203V12H202ZM237 8V9H236ZM245 8V9H244ZM6 9V10H5ZM13 9V8H12ZM74 9H76L75 7H74ZM84 11H83V10ZM168 9H170V8H167L166 9V11H168ZM188 9V10H187ZM226 9V10H225ZM17 10V9H16ZM18 10H17V12H18ZM58 10H56V12L58 11ZM126 10H129V11H126ZM153 10H155V7L153 8ZM164 10V9H163ZM173 9H170V11H172ZM178 10V11H177ZM214 11L215 12V15H213L212 17V22L210 23H208V24H206L207 26L205 27V30L203 29V27L202 26H204V24L205 23H207L206 21H208L209 20V15L211 14V13H214V12H212V11ZM261 10H262V12H261ZM68 11V10H67ZM66 11V13L68 14L69 13V11L67 12ZM74 11H76V10H74ZM80 11H82L83 12V14L85 13L86 14V16H87V14H88V17H86L85 15H83V14H81L80 13ZM89 11V12H90ZM120 11V10H119ZM138 11V12H137ZM146 11H148V9L146 10ZM165 11V12H166ZM169 11V12H170ZM189 13H188V12ZM246 11V12H245ZM248 11H249V13L251 14H248ZM12 12H14V11H12ZM16 12V11H15ZM16 12V13H17ZM48 12V13H49ZM54 12V11H53ZM106 13L108 12L109 13V11H105ZM141 12V11H140ZM168 12V13H169ZM181 12H182V14H181ZM184 12V13H183ZM200 12V14H198ZM240 12V13H239ZM254 12H255V14H254ZM261 12V13H260ZM19 13V12H18ZM32 13H34V14H32ZM71 13V12H70ZM76 13V14H75ZM100 14H101V12H99ZM158 13H159V11H158ZM203 13V14H202ZM229 13V14H230ZM234 13V14H233ZM240 15H242L241 13H243V15H244V17L247 19V20H245V18L244 17H242V16H239V14ZM253 13V14H252ZM257 13V14H256ZM60 14H57V16L58 15H60ZM93 14V13H92ZM119 14H120V16H119ZM141 14L143 15L144 13H143V11L141 12ZM148 14V13H147ZM161 14H162V12H161ZM164 14V13H163ZM173 14V13H172ZM190 14V15H189ZM194 14V13H193ZM204 15V16H202V15ZM237 14V15H236ZM246 14H247V16H252V15H256L255 16V18H253V21H252V18L251 17H246ZM261 16H260V15ZM10 15V14H9ZM12 16L10 17V18H13V17H16V16H19V14H17L16 16H13V15H15V14H11ZM32 15H34V16H32ZM62 15V16H63ZM94 15V17L96 18V16H98V15H96V14H93ZM92 15V16H93ZM133 15V14H132ZM137 15H135V19H131V21H132V23H130L129 25L131 26L133 23H136V24H139V25H137V26H135L136 28L135 29H137L138 30V26L140 27V29H141V27H144L143 26V23H142V21H144L145 20V17L147 16H145V14L143 15V19H142V21H141V23H142V25L140 26V24L141 23H139V22H137V21H139V20H136L137 18ZM164 15H166V14H164ZM186 15H185V17H186ZM200 15V16H199ZM206 15V16H205ZM221 15V14H220ZM1 16V15H0ZM8 16V15H7ZM26 16H29V18H27ZM52 16V15H51ZM57 16H56V18H57ZM61 16V15H60ZM150 16V14H148V16L146 17L147 19H146V22H147V20L149 19H151L152 17L154 18V16H152V17H149ZM156 16V15H155ZM169 17H171L170 15H168ZM174 16V15H173ZM208 16V17H207ZM224 16H226V17H224ZM238 16H239V18H238ZM4 17L5 16H1V18H3L4 19ZM67 17V16H66ZM72 17V16H71ZM99 17H101V15H99ZM98 17V20L100 19ZM106 17H107V15H106ZM134 17V16H133ZM165 17H167V15L165 16ZM177 15H176V20H178L177 19ZM192 18V19H190V18ZM227 17V18H228ZM256 17H258V19L256 18ZM261 17V19L259 20V18ZM0 18V19H1ZM23 18V19H22ZM25 18V19H24ZM27 18V19H26ZM36 18V17H35ZM54 18V17H53ZM53 18H51V19H53ZM63 18V17H62ZM69 18V17H68ZM73 18V17H72ZM76 18V19H75ZM85 18H87L86 20H88L89 22H91V23H89L88 21H86L85 20ZM89 18V19H88ZM196 18V19H195ZM205 18V19H204ZM241 18H243L244 20L243 21H245V23H246V21H252V23L251 24H254L255 25V27H256V29H255V27L253 26V28H251L250 27V25H249V23H248V25H247V23H246V25H247V28L245 27V26H243L242 24L244 23L243 21H242V19ZM2 19V21H4ZM9 19V18H8ZM13 19H15V18H13ZM32 19V18H31ZM123 19V20H122ZM159 19V18H158ZM173 19H174V17L173 18H171L170 20V22H172L173 21ZM207 19V20H206ZM221 19V18H220ZM17 20V19H16ZM62 21H63V19H61ZM61 20H59V21H61ZM148 20V21H149ZM156 20V18L154 19V21ZM166 20V19H165ZM182 20H184V19H182ZM182 20H181V22H182ZM196 20V21H195ZM236 20H234V21H236ZM254 20H258V22H259V24L257 23V24H255V22L256 21H254ZM263 20V21H262ZM34 21H35V19H34ZM56 21H57V19H56ZM58 21V22H59ZM62 21H61V23H62ZM73 22V24H71L72 22ZM104 21V20H103ZM151 21H153V20H151ZM159 21V20H158ZM169 21V20H168ZM187 21H188V25H187ZM193 21H195V22H193ZM248 21V22H249ZM260 21H262L261 23H260ZM7 22V21H6ZM9 22H11V21H9ZM33 22V21H32ZM36 22H38V21H36ZM50 22V21H49ZM71 22V23H70ZM75 22V23H74ZM101 22H102V20H101ZM128 22H130L129 20H128ZM178 22H179V20H178ZM177 22V23H178ZM193 22V23H192ZM222 22V21H221ZM3 23H5V22H3ZM24 23H22V25H24ZM34 23V22H33ZM39 23H42V21H40ZM57 23V22H56ZM60 23V22H59ZM63 23H64V21H63ZM87 23H89V26L87 25ZM149 23V25H153V24H151V22H148ZM160 23H162V22H160ZM168 23V22H167ZM175 22H173V23H171V24H174ZM183 23V22H182ZM182 23H181V25H182ZM192 23V24H191ZM223 24L225 23V22H222ZM222 23H220L221 25H223ZM239 23V24H238ZM1 24H2V22H1ZM16 24V25H15ZM14 25L15 26H19L17 29H16V27H15V29H16V31L18 32V34H17V32H15L14 30L12 31L11 30V32H8V34L6 33V35H8V36H10V37H3V35H2V33H1V36H2V38L0 37V39H3V41H2V43L0 44V45H4L3 44V42H5L4 41V39H6L7 41V43H6V45L9 43V46H7V48H8V51L11 49V48H14L15 47V49H13L14 51H11V54H12V56H5L4 57V55H5V53H7V50H5L4 49V47L2 48L3 49V51H5V52H2V56H1V54H0V60H1V57L3 58L0 62L4 65V64H7L8 63V61L7 60H10L9 61V63H11L10 64V66L14 63L13 62V60L15 61V63L16 62H18V59H17V57H18V55L20 56L21 55V53H17V51L19 50V49H17L16 47L18 46V44H19V42H20V44H23L24 42H23V40L24 39H29V38H26V37H28V35L30 34V32H31V30L29 31V29H31L32 28V26L30 27L29 25H28V27H30V28H28V32H27V30L25 29V33L27 32V33H29V34H27V35H22V33H21V31H20V29H22V25H20V23H15ZM18 24V25H17ZM35 24H37V26H39L38 25V23H35ZM35 24H34V29L32 28V36H34L35 34H36V32H38V30H39V28L38 27H36L35 26ZM102 24V25H103ZM144 24H145V22H144ZM154 24L155 25H153L154 26V28H155V26H156V24H157V22H154ZM159 24V23H158ZM170 24V27L172 26V28H174L173 26L174 25H171ZM197 24V25H196ZM219 24V25H220ZM52 24H50V27H52L53 26V28H55L54 27V25H52ZM61 25V24H60ZM73 25V26H72ZM148 25V26H149ZM178 26H181L179 23L177 24ZM190 25H193V26H197V27H194V28H197L196 30L195 29H192L191 27H190ZM209 25H211L210 27H209ZM234 25V24H233ZM241 25V26H240ZM1 26V25H0ZM2 26H5V24L4 25H2ZM1 26V27H2ZM9 26V25H8ZM25 26H27V23H26V25ZM47 26H48V24H47ZM87 26V27H86ZM92 26V25H91ZM112 26H115L116 28L114 29V27H112ZM119 26H121V28L119 27ZM126 26V25H125ZM159 26H160V24H159ZM199 26V27H198ZM263 26V25H262ZM0 27V28H1ZM21 27V28H20ZM24 27V26H23ZM36 27V28H35ZM50 27H48V31L50 32L52 29L50 28ZM94 27V26H93ZM161 27V26H160ZM167 27V26H166ZM200 27H202V29H199ZM208 27L210 28L209 30L211 31V29H213V28H215V29H217L218 28V30L216 31V33L215 34H213L212 35V37L211 38H209L208 36H207V32H209L208 31ZM222 28L221 30H220V28ZM231 27V26H230ZM241 29H240V28ZM250 27V28H249ZM9 28V27H8ZM38 28V29H37ZM43 28V27H42ZM45 28V27H44ZM51 30H50V29ZM56 28V29H57ZM63 28H65V29H63ZM95 28V27H94ZM105 28H107V29H105ZM124 28L125 27H123V30H124ZM128 28V29H127ZM148 28V27H147ZM191 28V29H190ZM232 28V27H231ZM245 28V29H244ZM2 29V28H1ZM18 29H19V31H18ZM37 29V30H36ZM68 29V30H67ZM90 29V28H89ZM130 29V32L132 33V32H134V31H136L137 32V30H135L134 28H132V26L129 28V26H128V24H127V26H126V32H129L128 30ZM134 29V30H133ZM139 29V30H140ZM148 29H150L149 31V34H147V31H146V29L144 28V32H145V34H147V36L148 37H150V35L152 34L151 32H152V29L149 27ZM230 29V28H229ZM10 30V29H9ZM43 30H45V29H43ZM62 32H61V31ZM64 30H66V31H64ZM91 30V29H90ZM103 30H105V32L103 31ZM143 30V29H142ZM170 30V29H169ZM182 32H181V31ZM223 30V31H222ZM258 30V31H257ZM24 31V30H23ZM107 31V32H106ZM157 31H159V33H157ZM206 31V32H205ZM219 31H221L220 33H219ZM225 31H227V32H225ZM256 31H257V33H256ZM0 32H2V30L0 31ZM4 32V31H3ZM49 32H46V34L48 33L49 34ZM59 32V34L57 35L56 33H58ZM60 32H61V34H60ZM76 32V33H75ZM82 32V33H83ZM87 32V31H86ZM96 32V31H95ZM98 32V31H97ZM140 32H142V31H140ZM163 32H164V29H163ZM170 33V35H169V33ZM181 32V33H180ZM205 32V33H204ZM225 32V34H227L228 33V37H227V35H225L224 36V34L223 33ZM11 33V34H10ZM17 34V36L15 35V34ZM21 33V34H20ZM24 33V34H25ZM45 33V32H44ZM77 35H75V34ZM78 33V34H77ZM143 33V32H142ZM142 33H139V38H137V37H133L134 39H136L137 41H138V43H141V39L140 38H142ZM168 33V34H167ZM214 33V32H213ZM222 33V34H221ZM10 34V35H9ZM20 34V35H19ZM85 34V33H84ZM93 34H95V33H93ZM97 34V33H96ZM118 34H120V33H118ZM118 34H116L117 36H121V38L123 39V43L125 42V40H126V42L124 43V46H125V44L126 43H129V44H131L132 45V47H131V45L129 46L128 44V46L127 47H130L129 48V50H125L124 52H128V51H130V49L131 48H134L136 45H135V42H137L136 40H134L133 38V40L135 41V42H133L134 44H132V39H130L131 38V36L132 35H129L128 34V36L127 37H129L130 36V38H126V37H124L125 35H124V33H121V34H123V37H122V35H118ZM133 34V33H132ZM174 34V33H173ZM182 34V35H181ZM205 34H206V38H205ZM209 34H211L210 32H209ZM13 35V36H12ZM51 35V34H50ZM75 35V36H74ZM83 35V34H82ZM89 35H90V32H89ZM88 35V36H89ZM98 35V34H97ZM96 35V36H97ZM110 35V36H109ZM167 35H168V37H167ZM216 35V36H215ZM239 35V36H238ZM20 36V37H19ZM25 36V37H24ZM87 36V35H86ZM95 36V35H94ZM108 36V37H107ZM112 36V37H111ZM174 36V35H173ZM172 36V37H173ZM179 36H180V38H179ZM204 36V37H203ZM220 36H222V37H220ZM255 36H257V37H255ZM258 36H259V38H258ZM14 38V39H11V38ZM24 37V38H23ZM76 37V38H75ZM85 37V36H84ZM107 37V38H106ZM115 37V36H114ZM167 37V38H166ZM7 38H9L10 39V42H9V40L7 39ZM90 38V37H89ZM89 38L87 37V39L89 40ZM95 38V37H94ZM110 38V39H109ZM113 38V40H111ZM120 38V39H121ZM146 38V37H145ZM144 38V39H145ZM169 38V39H168ZM178 38H179V40H178ZM201 38H202V40L204 41H208L209 40V44H208V42L207 43H205V41H204V43L203 44H201L202 43V40H201ZM204 38V39H203ZM214 40H213V39ZM256 38H258V40L256 39ZM20 39V40H19ZM34 39V38H33ZM47 39V40H46ZM77 39V40H76ZM108 39V40H107ZM115 39V40H114ZM140 39V40H139ZM143 39V38H142ZM149 39V43H152L153 44V40H151L150 38H148ZM176 40L175 42L174 41H172V42H174V43H172V42H170L171 40ZM200 39V40H199ZM210 39H212L211 41H210ZM44 40V41H43ZM117 40H119V38L117 37ZM130 40H131V42H130ZM167 40V41H166ZM169 40V41H168ZM196 40L198 41V42H196ZM216 40V41H215ZM262 40V41H261ZM13 41V42H12ZM109 41L111 42L110 44L111 45H113V46H111L110 44H109ZM113 41H115L116 42V46H115V42L113 43ZM146 41H147V39H146ZM153 41V42H152ZM215 41V42H214ZM1 42V41H0ZM12 42V43H11ZM23 42V43H22ZM27 42V41H26ZM41 42V41H40ZM39 42V45L40 46H42L41 45V43ZM85 42V41H84ZM161 42V41H160ZM163 42H167L168 43V45H167V43L166 44H164L163 45ZM190 42H193L192 44H190ZM194 42H196V43H194ZM211 42L213 43L212 45H211ZM11 43V44H10ZM32 43V42H31ZM83 43V42H82ZM147 43V42H146ZM156 43V42H155ZM189 44V45H187V44ZM197 43H200L201 45H203V46H201L200 44H198V46L200 45V47L198 48V46L196 45ZM76 44V45H75ZM152 44H150V46L152 45ZM171 44V45H170ZM174 44V45H173ZM205 44H208V45H205ZM6 45H4V46H6ZM24 45H26L25 43H24ZM31 45V44H30ZM35 45V44H34ZM34 45H32V46H34ZM37 45V44H36ZM109 45L111 46V47H109ZM120 45V44H119ZM144 45V44H143ZM156 45V44H155ZM172 45H173V47H172ZM193 45V46H192ZM195 45V46H194ZM204 45H205V47H204ZM10 46H12V47H10ZM22 45H19V47H21ZM77 46V47H76ZM90 47V51H89V47ZM153 46V45H152ZM152 46H151V48L150 49H152ZM161 46V45H160ZM240 46H242V48L240 47ZM10 47V48H9ZM18 47V48H19ZM25 47V46H24ZM39 47V46H38ZM37 47V48H38ZM76 48V49H74V48ZM113 47H115V48H113ZM121 47V46H120ZM122 47H123V45H122ZM126 47V48H127ZM145 47H148L146 44L144 45V50H145V52L146 53H148V50H149V47H148V50H146L147 48H145ZM183 47V46H182ZM193 47H195L194 49H193ZM1 48V47H0ZM85 48H87V50H85ZM111 48H113V49H111ZM126 48H124V49H126ZM172 48V49H171ZM239 50H238V49ZM23 49V48H22ZM33 49H36V47L34 48L33 47ZM47 49H50V52L47 50ZM111 49V51L113 52L114 51V54L111 52V51H109ZM115 49V50H114ZM135 49V48H134ZM171 49V50H170ZM196 49V50H195ZM20 50H21V48H20ZM120 50V49H119ZM118 50V51H119ZM143 50V51H144ZM198 50V51H199ZM39 51H38V53H39ZM89 51V52H88ZM150 51V50H149ZM170 51V52H169ZM188 51V53L190 54L191 52H189ZM201 51V52H202ZM205 51H207V53H205ZM1 52V51H0ZM18 54L17 56H16V53ZM36 52V51H35ZM78 52H77V54L76 53H74V55L76 54L77 56H79L78 55ZM131 52H136V51H134L133 49L131 50ZM177 52V51H176ZM175 52V53H176ZM192 52V56L194 57L193 59H195V57L197 58V56H199L198 54L196 55V56H194L195 54ZM4 53V54H3ZM8 53H10V52H8ZM15 53V54H14ZM37 53V54H38ZM122 53H123V51H122ZM145 53V54H146ZM11 54H9V55H11ZM32 54V53H31ZM33 54H34V52H33ZM32 54V55H33ZM36 54V55H37ZM65 54H67V57H63L64 59L60 62V60H58V59H60L62 56H65ZM109 54H111V55H113V57H110V55ZM121 54V53H120ZM177 54V53H176ZM194 54V55H193ZM35 55V56H36ZM106 55H109V57L107 56L106 57ZM119 55V54H118ZM118 55H117V57H118ZM123 55V54H122ZM124 55H125V57H122V58H120L122 61H123V59L124 58H126L127 59V57H128V55H131L130 53L127 55V57H126V54L124 53ZM177 55H179V53L177 54ZM180 55H181V57L184 59V57H183V55H182V53H180ZM191 55V54H190ZM200 55H202V54H200ZM13 56H15V58L16 59H14V57ZM30 56V54L28 53V55H27V57H29ZM39 56V55H38ZM120 56V55H119ZM8 57V58H7ZM22 57V56H21ZM32 57V56H31ZM106 57V58H105ZM131 58L133 57L132 55L130 56ZM130 57H128V58H130ZM133 57V58H134ZM189 57H191V56H189ZM189 57H188V60H189ZM200 57V56H199ZM6 58V59H5ZM12 58H13V60H12ZM19 58V57H18ZM24 58V57H23ZM51 58V59H50ZM66 58V59H65ZM178 58H180V57H178ZM203 60H204V58H203V56L201 57ZM28 59V58H27ZM32 59H34V58H32ZM31 59V60H32ZM57 59V60H56ZM62 59V58H61ZM83 59V60H82ZM181 59V58H180ZM11 60H12V62H11ZM36 60V59H35ZM56 60V61H55ZM72 60V59H71ZM104 60H103V62H104ZM128 60V59H127ZM133 59H131V61H132ZM137 60V59H136ZM136 60H135V65H136ZM203 60H201V61H203ZM206 60V59H205ZM204 60V61H205ZM213 60V61H212ZM20 61V60H19ZM68 61V60H67ZM67 61H66V63H67ZM73 61V60H72ZM72 61H70V62H68V63H70V64H75V62L74 63H72ZM107 61H105V66L107 67V66H110L111 67V65H107L106 64V62ZM157 61V62H156ZM197 61H199L198 63H197ZM31 62V61H30ZM56 62H59V64H58V66L60 65V63H61V69L62 68H65V69H63L62 71L64 72H62L63 73V75H61V69H60V72H59V67L56 69V67H57V63ZM97 62H98V64L100 65H98L97 64ZM134 62V61H133ZM172 62V61H171ZM206 62H207V60H206ZM8 63V64H9ZM15 63H14V65H15ZM20 62H18L17 63V67H19V69L16 67V69L17 70H15V68H14V65H12L13 66V69H12V67H10L8 64V66L10 67V69H6V70H11L12 71V73H13V70H15V72L16 73H18V71L20 72V74L22 75V80H23V86H24V89L25 90H27V91H25V93H24V91H21V93H22V95L24 96V94H26L27 95V93H28V91H29V96L27 95L26 96V99H25V96H24V98L23 99H25V101L27 102V103H29L30 101H33L34 99H35V101L37 100V99H39L40 100V98H41V96H42V94H44V92H43V90H45V88H47L48 89V91L47 92H49V89H53V87L51 86H47L46 84H45V81L43 80V77H42V81H44V84H41L42 86H44L43 88V90L42 91H40V92H42V94L39 92V93H35L34 91H38V89H40V87L39 88H35V87H37V85L35 86V87H32V85L31 84H29L28 85V73L30 72V71H28L29 69H28V67H27V62H26V59L25 60H22V63H20ZM56 63V64H55ZM108 64H109V61L107 62ZM116 64L118 63V62H115ZM123 62H121V63H119V64H121V65H123L122 64ZM132 63V62H131ZM138 63V62H137ZM148 63V64H147ZM188 63V62H187ZM192 63H193V65H192ZM204 63V64H203ZM32 64H34V63H32ZM31 64V65H32ZM78 64H80V65H78ZM82 64V65H81ZM176 64H177V61H176ZM196 64V65H195ZM1 65V64H0ZM6 65V66H7ZM20 65V66H19ZM64 65H65V67H64ZM121 65L119 66L118 65V67H121ZM140 65V66H141ZM160 65V64H159ZM158 65V66H159ZM201 65V66H200ZM204 67H203V66ZM7 66V67H8ZM34 66H35V70H37V68H36V65L34 64ZM114 66H115V68H114ZM168 66V67H167ZM169 66H170V68H169ZM33 67V66H32ZM45 68V69H47V70H45V69H43V68ZM71 67V66H70ZM111 67V68H112ZM154 67V68H153ZM160 67H162V66H160ZM177 67V66H176ZM38 68V69H39ZM110 68V69H111ZM158 68V70L157 71H155L156 69ZM183 68V69H182ZM0 69H2V71H3V67H0ZM33 69H34V67H33ZM69 69V67L66 69V70H68ZM79 69V70H80ZM98 69V68H97ZM107 71L108 70H110L109 69V67H107V68H105ZM115 69L117 70V71H115ZM172 70L173 71V73L170 71V70ZM43 70H45V72H48V73H45ZM70 70H71V68H70ZM92 70V71H91ZM120 70V69H119ZM141 70V72H139ZM2 71H0V80L2 79L1 77H2V75L4 74V72H5V69H4V72H2ZM34 71V70H33ZM37 71H39V70H37ZM90 71V72H89ZM104 71L105 70H103V73L100 75L101 76V78L103 77V75L105 74H107V72L105 71V73H104ZM124 71V72H123ZM130 71L132 72L133 71V73H130ZM153 71H155V72H153ZM178 71V72H177ZM70 72V71H69ZM94 73V75L92 76L91 74L92 73ZM112 72L111 73H109L108 72V74H111V78H110V81H108V82H110V84L112 83V80L111 79H113L112 77ZM118 72V73H117ZM120 72L121 73H123L125 76L123 77V74H120ZM151 72H152V74H151ZM2 73V74H1ZM6 74H7V76L9 75L10 76V72H5ZM9 73V74H8ZM35 73V72H34ZM52 73H54V74H52ZM91 73V74H90ZM96 73V74H95ZM135 73V74H134ZM36 74V73H35ZM38 74H39V72H38ZM38 74H36L37 76H38ZM41 74V73H40ZM47 74V75H46ZM107 74V75H108ZM137 74V75H136ZM144 76H143V75ZM146 74V75H145ZM13 75V74H12ZM30 75V74H29ZM31 75H32V73H31ZM30 75V76H31ZM59 75V77H56V76H58ZM90 75H91V77H90ZM104 75V81L106 80L105 78H106V76ZM6 76V77H7ZM54 76H53V78H54ZM79 76H82V77H79ZM84 76H85V78H84ZM147 76H148V78H147ZM152 76H154L153 78H151ZM18 77H19V74H18ZM34 78H35V76H33ZM77 79H76V78ZM130 77V78H129ZM142 77H144V79L142 78ZM8 78V77H7ZM31 79H32V76L30 77ZM140 78H142V80H143V82H142V80L140 79ZM154 78H156V79H154ZM14 79H16L15 77H14ZM76 79V80H75ZM133 79V80H132ZM151 79H153V82L152 83H149L150 81H148V80H151ZM4 80H6L5 79V76H4ZM4 80H2L3 82H1L0 81V91L1 92H5V91H3V90H6V86H5V88H3V89H1L2 87H3V85H4ZM62 80V79H61ZM114 80V79H113ZM145 80V81H144ZM146 80H147V82H146ZM8 81V80H7ZM31 81V80H30ZM29 81V83H31ZM52 81H53V79H52ZM70 81V82H69ZM154 81H156L157 82V84H156V82L154 83ZM13 82V81H12ZM49 82V83H48ZM63 82L65 83V84H63ZM97 82V81H96ZM107 81H105V83H106ZM116 82H118V81H116ZM133 82H134V85H133ZM138 82H140V83H138ZM142 82V83H141ZM7 83H9V84H11L10 83V81L9 82H7ZM6 83V84H7ZM113 83H115L114 81H113ZM5 84V85H6ZM58 84V85H59ZM107 84V83H106ZM136 84V85H135ZM139 84H141V85H139ZM151 84V85H150ZM57 85V84H56ZM63 85V86H62ZM97 85V84H96ZM120 85V86H121ZM146 85H147V87L149 88H147L146 87ZM155 85H156V87H155ZM204 85H206V86H209L210 87V89H209V87L207 88V90H209L210 92L212 91V93H210L209 95H211L212 94V99H214V100H212V101H215V103H217L216 104V108H218L219 110H220V108L222 109L221 111H217V113H219L218 114V116H217V114H216V112H211V113H213L214 115L212 116V114L210 115L209 113H206V106L205 107H202L201 105L202 104H199L198 102V104L202 107V108H205V109H202L201 107H200V109H202V110H199L198 109V111L197 112H195L197 109H195V111L194 112H191L192 114H190L191 116L189 117V115H188V112L186 113L185 111L188 109V111L190 110V111H192L193 110V108H192V105H195L196 103H195V101H194V103L195 104H193L191 101H189L190 100V98L191 97H193L194 96V98H193V100H195V96H196V94L198 95L200 92H197V91H199L200 89V87L201 86H204ZM2 86V87H1ZM8 86V85H7ZM22 86V85H21ZM84 86H85V88H84ZM93 86H91L90 85V88L91 87H93ZM111 86H112V84H111ZM62 87V88H61ZM102 87H104V86H102ZM108 87V86H107ZM205 87V86H204ZM9 88V87H8ZM33 88H35L34 90H33ZM123 88V87H122ZM124 88H125V86H124ZM128 88V87H127ZM127 88H126V90H127ZM147 88V89H146ZM206 88V87H205ZM11 89V88H10ZM42 89V88H41ZM81 89H83V90H81ZM105 89V88H104ZM104 89H103V91H104ZM137 88H133L132 90H136ZM212 89V90H211ZM101 90V89H100ZM108 92H111V90H113L112 88H111V90H110V88H108ZM143 90V89H142ZM141 90V91H142ZM154 90H155V92H154ZM202 91L201 92H204L203 91V89H201ZM32 91V92H31ZM81 91V92H80ZM90 91H92V90H90ZM102 91V90H101ZM102 91V92H103ZM140 91V90H139ZM9 92V91H8ZM46 91H45V93H47ZM52 91H50V93H53ZM107 92V91H106ZM108 92H107V96H106V94H105V91L103 92V94H105V98H107L108 96H110L112 93H110V95H108ZM122 92V91H121ZM213 92H215V93H213ZM24 93V94H23ZM32 93V95H31V97H30V94ZM35 93V94H34ZM50 93L48 94V95H50ZM79 93H81V94H79ZM114 93V92H113ZM6 94H7V91H6ZM12 94V93H11ZM34 94V95H33ZM36 94H41V96H39V95H36ZM60 94V95H59ZM86 94V93H85ZM84 94V95H85ZM204 94V93H203ZM214 94V95H213ZM2 95H4V94H2ZM45 95V94H44ZM44 95H43V97H44ZM48 95H46V98L48 97ZM113 95V94H112ZM111 95V96H112ZM116 94H114L113 96H115ZM156 95V96H155ZM208 95V96H209ZM5 96V95H4ZM22 96V97H23ZM36 96H38L37 98H36ZM58 96H60V99H58ZM104 96V95H103ZM111 96L110 97H108L109 98V101H111L112 100V102H113V96H112V98H111ZM117 96V95H116ZM150 96V95H149ZM199 96H200V94H199ZM203 96H205V95H203ZM22 97H20V98H22ZM40 97V98H39ZM83 98H85L84 96H82ZM100 98H103V100H104V102L105 101H107L108 99H105L104 97H102V95H100L99 96ZM98 97V98H99ZM136 97V98H135ZM143 99H142V98ZM209 97H211V96H209ZM56 98V99H55ZM97 98V99H98ZM115 98V101H117V97H114ZM196 98H197V96H196ZM200 98H201V96H200ZM203 98H205V97H203ZM6 99V98H5ZM22 99V100H23ZM44 98H42L41 100H43ZM125 99V98H124ZM142 99V100H141ZM210 99V101H209V103L211 102V98H209ZM4 100V99H3ZM22 100H20V101H22ZM38 100V101H39ZM40 100V101H41ZM77 100H79V102H77ZM92 100H96V97L95 98H92ZM99 100V99H98ZM103 100H101L100 99V101H102L103 102ZM136 100V101H135ZM138 100V101H137ZM141 100V101H140ZM145 102H144V101ZM149 100V99H148ZM148 100H147V102H148ZM192 100V101H193ZM200 100H202V98L200 99ZM205 100V99H204ZM204 100H202V103H204ZM35 101H33V103L35 104ZM50 101V100H49ZM61 101V102H60ZM65 101L67 102V104H69L70 105V108H69V105H67L66 103H65ZM81 101V102H80ZM143 101V103H141ZM189 101V102H188ZM198 101H199V99H198ZM207 101L208 100H206V103H207ZM97 102V104L95 105L94 104V101L93 102H91V104H93L94 106H98V101H96ZM124 102V101H123ZM134 102H136V103H134ZM199 102H201V101H199ZM45 103V102H44ZM46 103L47 104H49L48 102H47V99H46ZM50 103H51V101H50ZM55 103V102H54ZM78 103H80V105H81V107H79V105H78ZM84 103V104H83ZM85 103H87V104H85ZM118 106V108H120V104H118L117 102H115ZM114 103V105L116 106V104ZM127 103V102H126ZM192 105H191V104ZM212 103V102H211ZM215 103H213V104H215ZM26 104V103H25ZM24 104V105H25ZM33 104V105H34ZM53 104V103H52ZM55 104H57V103H55ZM90 104V103H89ZM90 104V105H91ZM99 104H101V102H99ZM113 104V103H112ZM198 104H196V105H198ZM32 105V106H33ZM63 105V104H62ZM65 105H67L68 106V111H65L64 109H66L67 107L65 106ZM83 105V106H82ZM109 105H111V104H109ZM199 105H198V107H199ZM241 105V104H240ZM27 106V105H26ZM31 106V107H32ZM35 106V105H34ZM54 106H56V105H54ZM93 106V107H94ZM115 106H113V107H115ZM122 106V105H121ZM215 106V105H214ZM263 106V108H264V105H262ZM25 107V106H24ZM37 107H42L41 105L39 106V104H38V106ZM44 107V106H43ZM51 107H53V105H51ZM60 107H61V105H60ZM92 107V108H93ZM96 107H94V109L98 112V110H100V108L98 109H96ZM124 107V106H123ZM132 107L130 106V108L132 109ZM146 107V106H145ZM190 107H191V109H190ZM196 107V106H195ZM209 107V106H208ZM246 107V108H247ZM125 108V107H124ZM137 108H139V106L137 107ZM210 108V107H209ZM208 108V109H209ZM238 108H242V106L240 107H237V109ZM3 109V108H2ZM23 109V108H22ZM21 109V110H22ZM26 109V108H25ZM41 109V108H40ZM45 109H46V107H45ZM47 109H48V107H47ZM57 109V108H56ZM84 109V110H83ZM122 109V108H121ZM130 109V110H131ZM134 109V108H133ZM141 109V108H140ZM217 109V110H218ZM223 109H224V111H225V114H226V116H224V117H228L229 119H230V117L232 116V118L230 119V120H228V118H224V117H221L222 116V111H223ZM243 108H242V110H244ZM261 109V108H260ZM20 110V111H21ZM24 110V109H23ZM112 110V109H111ZM117 110V109H116ZM115 110V112L116 113H114L113 114V116L115 115V117L117 118V114L120 112V111H116ZM128 110H129V108H128ZM242 110H240L241 112H242ZM26 111V110H25ZM46 111H49V110H46ZM55 111V110H54ZM59 111V110H58ZM85 111V112H84ZM90 111H93L94 112V110L93 109H91ZM139 111L140 110H138V113H139ZM143 111V110H142ZM142 111H140L141 113H142ZM146 111V110H145ZM143 112V113H146V112ZM189 111V112H190ZM215 111V110H214ZM227 111H230L231 112V114L229 115V114H227L226 112ZM237 111V110H236ZM236 111H235V113H236ZM24 112V111H23ZM27 112V111H26ZM100 112V111H99ZM112 112H114V111H110L109 113L112 115ZM118 112V113H117ZM121 112H123V111H121ZM132 112V111H131ZM187 114V115H185V113ZM221 112V113H220ZM263 111L261 110V113H262ZM33 115H34V112H31ZM37 113V112H36ZM53 113V112H52ZM87 113L89 114V115H87ZM92 113V112H91ZM133 113V112H132ZM152 113V112H151ZM229 113V112H228ZM244 113H245V110H244ZM260 113V112H259ZM3 114H4V112H3ZM39 114H36V115H39ZM47 114H50V115H47ZM57 114H59L60 116H58ZM62 114H61V112L59 111V113L56 111V116H58L59 118L57 119L58 121L59 120H61L62 118H61V116H62ZM95 113H93V115H94ZM120 114V113H119ZM123 114V113H122ZM126 114V113H125ZM206 114L207 115H210V118L208 117L207 118V116H206ZM225 114H223V115H225ZM257 114H258V116L259 115H262L261 116V118H258L257 117ZM25 115V114H24ZM130 115H129V117H130ZM219 115H221V116H219ZM237 115V114H236ZM235 115V116H236ZM244 115V114H243ZM242 115V116H243ZM29 116V115H28ZM35 116V115H34ZM46 116V119L44 118L43 119V117H45ZM49 116H51L52 118H49ZM84 116H86V118L88 119V121H87V119L84 117ZM119 116V115H118ZM143 116V115H142ZM185 116H188L189 117V119L188 118H186V119H188L187 121H186V119H185V121H186V123L185 124H182L183 123V121H184V117ZM211 116H212V118H211ZM230 116V117H229ZM238 116V115H237ZM23 117V116H22ZM26 117V116H25ZM31 117V116H30ZM37 117V116H36ZM84 118L87 122H85V120H84V123H83V125L82 124H80L81 123V121H80V123H78V121L81 119V118ZM91 117V116H90ZM102 114H101V116L99 117L100 118V120H101V125H102V120H104V122H106V123H104V124H107V122H108V120L109 119H102V118H104V117H102ZM245 117V116H244ZM56 118V117H55ZM115 118V119H116ZM1 119H3V118H1ZM5 119H7L8 120V118H5ZM23 119V118H22ZM31 119V118H30ZM36 118H34V119H32V121L29 123V120L27 121V120H25V121H27V123H29L30 125H32L33 123H36V122H38V121H36L35 120ZM50 119V120H49ZM119 119V118H118ZM120 119H121V117H120ZM151 119V120H150ZM238 119H241L242 120V118H241V116H240V118H238V117H236V120L238 121V123H239V121H241V120H238ZM245 118H243V120L241 121L242 123H245L246 122V120H244ZM34 120L36 121V122H34ZM53 120H54V118H53ZM94 120H96V118L94 119ZM106 120V121H105ZM114 120V119H113ZM142 120H143V122H144V124H142L143 122H142ZM4 121V120H3ZM9 121V120H8ZM13 120H11V122H12ZM23 121V120H22ZM147 121V122H146ZM184 121V122H185ZM237 121H235V122H237ZM245 121V122H244ZM1 122V121H0ZM5 122H7V121H5ZM11 122H10V124H8L10 127H13V126H11ZM18 122H19V120H18ZM33 122V123H32ZM51 122V121H50ZM82 122H83V120H82ZM96 121H94V124H96L95 123ZM240 122V123H241ZM4 123V122H3ZM39 123V122H38ZM109 123H111V120H110V122ZM122 123V122H121ZM147 123V124H146ZM238 123H236V125L238 124ZM25 124H26V122H25ZM40 124V123H39ZM52 124V123H51ZM58 124V125H57ZM206 124V123H205ZM234 124V123H233ZM5 125V124H4ZM18 125V124H17ZM34 125V124H33ZM36 125L37 124H35V129H31L29 126V128L31 129V130H36ZM88 125V126H89ZM121 125H123V124H121ZM184 125V126H183ZM189 125H190V123H189ZM189 125H186V126H188L189 127ZM207 125H208V129H209V124L207 123ZM211 125H213V124H211ZM215 125V124H214ZM215 125V126H216ZM240 125V124H239ZM242 125V124H241ZM1 126H2V124H1ZM9 126H8V129H9V131H11L10 130V128H9ZM50 126V127H49ZM99 126V125H98ZM143 126V127H142ZM177 126V127H176ZM191 126V125H190ZM194 126H195V124H194ZM196 126H198V124H196ZM229 126H233L232 125V123L229 125ZM262 126V125H261ZM260 126V127H261ZM37 127H39V125L37 126ZM81 127V128H80ZM90 127V126H89ZM91 127H93V125H91ZM90 127V128H91ZM119 128L120 127H122V129H123V126H118ZM127 127H128V125H127ZM210 127H212V126H210ZM226 127V126H225ZM2 128V127H1ZM49 128V129H48ZM115 128H116V126H115ZM138 129L137 131H134V130H136V129ZM186 128V127H185ZM226 128H228V127H226ZM256 128V129H255ZM5 129H6V126H5ZM21 129V128H20ZM89 129V128H88ZM88 129H87V131H88ZM91 129H94V127L93 128H91ZM99 129H101V128H99ZM117 129V128H116ZM122 129H120V130H122ZM126 129V128H125ZM128 129V128H127ZM189 129V128H188ZM200 129V128H199ZM81 130V131H80ZM96 130V129H95ZM109 130V129H108ZM119 130V129H118ZM119 130V131H120ZM124 130V129H123ZM181 130H183V132L185 131L184 129H181ZM190 130H192V126H191V128H190ZM253 130V129H252ZM13 131V130H12ZM23 131V133L25 134V132H24V130H22ZM32 131V132H33ZM86 131V132H87ZM105 131V130H104ZM117 131V130H116ZM175 131H177L176 129H175ZM237 131V130H236ZM14 132V131H13ZM12 132V133H13ZM31 132V133H32ZM79 132H81V133H79ZM90 132V131H89ZM100 132V131H99ZM102 132H103V129H102ZM106 132H108V131H105V133ZM140 132V133H139ZM180 132V131H179ZM253 132V131H252ZM252 132H250V135L252 134ZM262 132V131H261ZM1 133V132H0ZM30 133V134H31ZM34 133H35V131H34ZM33 133V134H34ZM37 133V132H36ZM35 133V134H36ZM85 133V132H84ZM88 133V132H87ZM110 133V132H109ZM125 133V132H124ZM135 133V134H134ZM137 133H138V135H137ZM178 132H176V134H177ZM207 134H208V132H206ZM236 133V132H235ZM234 133V134H235ZM28 134V133H27ZM26 134V135H27ZM99 134V133H98ZM106 134H108V133H106ZM105 134V135H106ZM111 134H113V133H111ZM127 134V133H126ZM178 134H181V133H178ZM210 134V133H209ZM218 135H219V133H217ZM260 134V133H259ZM101 135V137L102 136H105L104 135V133H103V135L102 134H99V136ZM115 135L116 136H120V135H122V132H115ZM128 135V134H127ZM174 135V134H173ZM227 135V134H226ZM226 135H223V136H226ZM235 135H237V134H235ZM239 135H241V133L239 134ZM12 136V135H11ZM25 136V135H24ZM96 136V135H95ZM112 136V135H111ZM118 136V137H119ZM123 136V135H122ZM122 136H120L121 138H123ZM129 136H130V132H129ZM176 136V135H175ZM180 136V135H179ZM178 136V137H179ZM191 136V135H190ZM196 136H198V135H196ZM202 136V135H201ZM201 136H199V139L197 138H194L195 140H198V143H199V141H200V139H201ZM203 136H205V138L206 137H208L209 138V135H206L205 133L203 134ZM220 136H221V134H220ZM26 137V136H25ZM24 137V138H25ZM38 137H37V139H38ZM79 136H77V138H78ZM93 137V136H92ZM98 137V136H97ZM127 137V139L129 138L128 136H126L125 135V138ZM217 137V136H216ZM238 137H241V136H238L237 135V137L236 138H233L232 136H231V141H232V143H233V140H235V141H237L238 139ZM256 137V136H255ZM2 138H4V137H2ZM131 138V137H130ZM173 138V137H172ZM175 138V137H174ZM173 138V139H174ZM204 138V139H205ZM219 138V137H218ZM257 138V137H256ZM32 139V138H31ZM30 139V140H31ZM104 139V138H103ZM108 139V138H107ZM110 139H111V137H110ZM144 139V140H143ZM158 139V140H157ZM176 139V138H175ZM192 139V138H191ZM193 139V140H194ZM203 138L201 139V142L203 143V144H198L199 145V147L201 148H198V147H196V143L194 144V142L192 143V141L190 140L189 142H191L190 143V146L192 145V144H194L195 145V147L198 149L197 151L199 152V153H201L203 156H205L204 158H202L203 156L201 155V158L202 159H204V166L206 167V168H203V166H201L202 168H203V172H202V170L200 169L198 172L200 173V175H199V173H196V171L197 170H195V168H196V161L198 160V157H197V159L195 158L196 156H197V154H198V152H194L195 153V155L193 154V156H195L194 158H193V160H191L190 162H192L193 161V163L190 165V162H189V164H188V160H187V155L185 156V158L186 159H183L184 157H181L182 155H183V153L185 152V150H183V152H181L182 153V155L180 156V160H179V163H181V164H179V165H181L182 166V161L181 160H185V161H187L186 163H184L185 161H183V163L185 164V167H187L188 165V167L189 168H187V170L188 171H186L185 169L186 168H181V170H180V167L178 166L177 168H179V170H180V174H178L179 173V170H177V172H174V171H172V170H168V167H167V169L166 168H162L161 170L163 171V169L164 170H167L165 173H170L171 171L172 172H174V173H177L176 175L177 176H175V175H173L172 173V176H171V179H166L168 176H165V177H162V175L160 176V177H162V178H165L166 180H165V182H169V180L170 181H172V183L174 182V184L175 185H177V182H181V183H183L184 182V179L186 178V177H188V176H186V175H189V172H190V170H194L195 171V174H193V175H196V174H198L199 176L198 177H194L195 179H197V178H200L199 180H201V182H202V185L204 184H206L205 186L207 187V185H212V184H214L215 183V181L216 182H219L218 181V175H219V167H220V164L225 160V158H227V157H224V156H226L227 154L226 153H228V151L230 152V150H231V152L233 151V149H230L229 147H232L231 145H232V143L229 145H225V144H223V142H222V140L223 139H226L225 137L222 139V137H221V139H215V138H213V139H215V140H218V144H216L215 142H217V141H213V142H211L210 143V141L208 142L207 141V143H210V144H205V142H206V140L205 141H203L204 140ZM237 139V140H236ZM240 139H242V137L240 138ZM261 139V141H262V143H264V136H263V140H262V138H260ZM33 140V139H32ZM36 140V139H35ZM79 140V139H78ZM87 140V139H86ZM153 140H155V141H153ZM157 140V141H156ZM194 140V141H195ZM221 140V141H220ZM253 140V139H252ZM252 140H251V142H252ZM34 141V140H33ZM37 141V140H36ZM73 141H71V142H73ZM99 141V140H98ZM107 140H105L104 139V143L106 142ZM132 141V140H131ZM134 141V140H133ZM139 141H141V142H139ZM165 141V140H164ZM167 141H168V139H167ZM173 141V140H172ZM175 141V140H174ZM230 141V142H231ZM239 141V140H238ZM245 141V140H244ZM0 142H3V140L2 139H0ZM5 142H6V140H5ZM4 142V143H5ZM31 142V141H30ZM35 142V141H34ZM226 142V141H225ZM248 142V141H247ZM246 142V144H248ZM260 142V141H259ZM258 141H257V143H259ZM9 143V142H8ZM11 143V142H10ZM35 143H37V142H35ZM34 143V144H35ZM74 143H75V146H76V142L74 141ZM77 143H79V142H77ZM108 143V142H107ZM122 142H120V144H121ZM172 143V142H171ZM185 143H187V141L185 142ZM253 143V142H252ZM12 144V143H11ZM15 144V143H14ZM67 144V145H66ZM71 144L72 143H70V145H68V147L70 146L71 147ZM87 144V143H86ZM94 144V143H93ZM111 144V143H110ZM115 143H113V144H111V145H114ZM117 145H118V143H116ZM115 144V145H116ZM124 144H126V142H123L122 143V147H124ZM167 146H166V145ZM216 145V147H214L215 145ZM246 144H245V149H246ZM250 144V147H251V143H249ZM6 145H7V143H5V144H2V143H0V154H1V150L3 149V151H4V148L6 149ZM36 145V146H37ZM59 145V146H58ZM73 145V144H72ZM89 145H92V143L91 144H89ZM99 145V144H98ZM114 145V146H115ZM159 145V144H158ZM157 145V147H159ZM169 145H171V144H169ZM187 145V144H186ZM186 145H184L181 149H180V151L182 150V149H184V147H186ZM202 145H203V147H205L206 146V148H203L202 147ZM211 145V146H210ZM256 145V144H255ZM5 146V147H4ZM11 146V145H10ZM24 146V145H23ZM94 146H95V144H94ZM126 146V149H124V150H127L128 151V146H127V144L125 145ZM134 146V147H133ZM136 146V147H135ZM188 146V145H187ZM212 146H213V148L215 149V151H214V149H211L212 151H208V150H206L205 151V149H209V148H212ZM229 146V147H228ZM259 146V145H258ZM4 147V148H3ZM34 147V146H33ZM32 147V148H33ZM88 147H90V146H88ZM100 147V146H99ZM154 149H153V148ZM160 147V148H161ZM192 148H193V146H191ZM190 147V148H191ZM243 147V148H244ZM253 147H255V146H253ZM7 148H10V147H8L7 146ZM11 148H12V146H11ZM40 148H35L36 150L37 149H39V151L38 152H40ZM61 148V149H62ZM87 148V147H86ZM125 148V147H124ZM249 148V147H248ZM257 148V147H256ZM256 148H254V150L256 149ZM264 148V146L262 145V148H261V150ZM71 149H73V147L71 148ZM75 149V148H74ZM77 149V148H76ZM122 149V148H121ZM188 149H189V146H188ZM200 149V150H199ZM203 149H204V151H203ZM230 149V150H229ZM241 149V148H240ZM252 149V148H251ZM7 150V149H6ZM29 150L31 151V149L29 148ZM33 150V149H32ZM64 150V149H63ZM153 150H154V152H153ZM192 150H196L195 148H193ZM210 150V149H209ZM236 150V149H235ZM238 150V149H237ZM253 150V149H252ZM2 151V152H3ZM13 151H14V147H13ZM41 151H43V150H41ZM64 151H66V150H64ZM73 151V150H72ZM80 151V150H79ZM134 151V152H133ZM163 151V150H162ZM202 151H203V153H202ZM249 151H251V150H249ZM9 152L11 153V155H13L12 153L13 152H11L10 150H9ZM61 152H63V151H61ZM67 152V151H66ZM187 150H186V154H187ZM209 152V153H208ZM220 154H219V153ZM230 152V153H231ZM258 152V151H257ZM260 152V151H259ZM4 153L6 154V153H8V152H6V151H4ZM4 153H3V157H4ZM9 153V154H10ZM14 153H15V151H14ZM20 153V152H19ZM33 153V152H32ZM50 153V152H49ZM57 153L59 154V152L57 151ZM70 153H72L71 151H70ZM81 152H79V154H80ZM83 153V152H82ZM88 153H89V151H88ZM197 153V154H196ZM207 153V154H206ZM219 155H217V154ZM244 153V152H243ZM242 153V154H243ZM252 153H253V151H252ZM260 153H262V152H260ZM15 154H17V157H18V155L20 156V154H18L17 152L15 153ZM61 154H63V153H61ZM66 155H67V153H65ZM94 154V152H92L91 153V155H93ZM97 154V153H96ZM98 154H100V153H98ZM98 154H97V156L96 155H93L94 157L96 156V157H98ZM152 154H154V156L152 155ZM170 154V153H169ZM175 154V153H174ZM188 154H190V153H188ZM210 154H213L212 156L210 155ZM222 154V155H221ZM225 154V155H224ZM247 154H248V150H247ZM246 154V155H247ZM255 154V153H254ZM11 155H9V156H11ZM40 155H42V152H40ZM55 155H57V154H55ZM66 155H65V157H66ZM72 155H74V154H72ZM81 155V154H80ZM83 155V154H82ZM81 155V156H82ZM102 155V154H101ZM129 155V156H130ZM180 155V152H179V154H178V156ZM216 155V156H215ZM232 155H234V154H232ZM244 156H245V154H243ZM263 155H264V150H263ZM8 157V160L10 159L9 158V156H8V154H6L5 155V157ZM32 156V155H31ZM43 156V155H42ZM60 156H62V155H60ZM60 156H59V158L58 157H55L54 156V158L56 159V158H58V159H60ZM81 156H79V157H81ZM83 156H86V154L84 153V155ZM83 156L81 157L82 159H80V161L81 162H79V159H78V161H74L73 159V161L72 162H75L76 164H77V162L78 163H84V161L86 160V158L84 157V159H83ZM103 156H104V154H103ZM106 156H108V157H111L109 154L108 155H106ZM128 156V157H129ZM174 155H172V158H174L173 157ZM211 156V158L212 157H214L213 158V160L210 158V161L209 162H206L207 161V159H206V157H210ZM253 155L251 154L250 155V157H252ZM257 155H255V157H256ZM1 158H3L2 157V154H1V156H0ZM12 157V156H11ZM35 157H36V155H35ZM39 157V159H40V156H38ZM77 157V156H76ZM76 157H74V158H76ZM88 157H90L91 158V156H90V154L88 155L87 154V159H88ZM148 157H150V159L148 160L147 158ZM200 157V156H199ZM232 157V156H231ZM230 157V158H231ZM254 157V156H253ZM22 157L20 156V158H17L18 160H20ZM61 158H63V157H61ZM73 158V157H72ZM111 158H113V156L111 157ZM110 158V159H111ZM242 158H243V156H242ZM262 158V157H261ZM4 159V158H3ZM6 159V158H5ZM5 159L4 160H2V161H5ZM13 159V158H12ZM50 159V158H49ZM52 159V158H51ZM67 159V158H66ZM70 159V158H69ZM92 159H94V158H91L89 161L87 160L86 162L88 163L89 162V165L91 166L92 164V162H94V160H92ZM104 159V158H103ZM109 159V158H108ZM147 159V160H146ZM154 159V158H153ZM152 159V160H153ZM175 159V158H174ZM178 159H179V157L178 158H176V161H178ZM194 159H196V160H194ZM205 159H206V161H205ZM245 159H247V157L245 158ZM248 159H250V158H248ZM256 159H258V158H256ZM18 160H17V162H18ZM82 160H84V161H82ZM101 160H102V158H101ZM106 160V159H105ZM128 160V161H127ZM155 160H153V161H151V166H153V162L155 161ZM170 160H172V159H170ZM201 160V159H200ZM199 160V161H200ZM252 160V159H251ZM253 160H255V159H253ZM264 160V156H263V159L261 160V161H263ZM1 161V160H0ZM27 161V160H26ZM40 161H41V159H40ZM91 161V162H90ZM98 161V160H97ZM108 161V160H107ZM113 161V159H111V162ZM169 161V160H168ZM181 161V162H180ZM232 161V160H231ZM230 161V162H231ZM244 161V160H243ZM250 161V160H249ZM248 161V162H249ZM258 161V160H257ZM261 161L259 162V163H261ZM10 162V166H11V163H12V165L14 164L13 163V160H12V162H11V160L9 161ZM14 162H15V159H14ZM19 162H21V160L19 161ZM49 162V161H48ZM54 162V161H53ZM53 162H52V160H51V165L49 166V167H51L52 166V164H53ZM56 162H57V159H56ZM109 162V161H108ZM127 162V163H126ZM211 162L213 163V166H211V165H208V163L209 164H211ZM247 162V163H248ZM252 162V161H251ZM250 162V163H251ZM253 162H255V161H253ZM6 163V162H5ZM22 163V162H21ZM40 163V162H39ZM50 163V162H49ZM60 163V162H59ZM63 163V162H62ZM62 163H60V164H58L59 166L62 164ZM103 163V162H102ZM101 163V164H102ZM145 163V164H144ZM229 163V162H228ZM237 163V162H236ZM239 163H241V162H239ZM243 163V162H242ZM247 163H245L246 165H247ZM250 163H248V164H250ZM44 164H46V162L44 163ZM43 164V165H44ZM48 164V163H47ZM55 164V163H54ZM111 164V163H110ZM109 163H107V164H105L104 166H106V165H109L110 167H108L109 168V170L111 171V170H114V167L112 166V165H110ZM125 164H127V165H125ZM130 164H132V165H130ZM164 164H165V162H164ZM167 164V163H166ZM168 164H170V163H168ZM177 164V163H176ZM184 164H183V166H184ZM202 165H203V161H202V163H201ZM254 164H256V163H254ZM253 164V165H254ZM1 165V164H0ZM14 165H16V164H14ZM20 165V164H19ZM49 165V164H48ZM55 165H57V164H55ZM67 165V164H66ZM75 165V164H74ZM78 165V164H77ZM76 165V167L75 168H80V167H82V165H80V167H78ZM88 164H85L84 165V167H86ZM116 165V164H115ZM114 165V166H115ZM125 165V166H124ZM198 165H200V164H198ZM241 165H243V164H241ZM257 165V164H256ZM263 165H264V163H263ZM22 166V165H21ZM21 166H19L18 168H20ZM58 166V169L59 168H61V167H59ZM63 167H64V164L62 165ZM89 166V168H88V166L86 167V168H88V169H90L91 167ZM101 166V165H100ZM100 166L98 167V169H101L100 168ZM135 166V167H134ZM148 166V167H147ZM157 166H159V169L162 167V166H164V165H156L154 168H156V169H154L153 168V170L152 171H154V176H152L151 175V177L148 179L147 177H145V182L147 183V187H148V185H149V187L151 186L150 184H151V181L152 182H157V176L159 177V175L157 174V170H159L158 169V167ZM161 166V167H160ZM240 166V165H239ZM251 166V165H250ZM249 166V167H250ZM49 167L47 168V170L49 169ZM53 167H54V165H53ZM53 167H51L50 168V173H51V178H52V171H51V169L53 170ZM70 167H72V166H70ZM96 167V166H95ZM94 167V168H95ZM107 167V166H106ZM106 167H105V169H104V171L105 170H107L108 171V169H106ZM150 166L149 165H146V170H147V168H149ZM200 167V168H201ZM210 167L212 168V170H211V173H209L210 171H208V173H205V171L206 170H208V169H210ZM242 167V166H241ZM254 167V166H253ZM256 168L258 167V165L257 166H255ZM255 167H254V169H255ZM260 167V166H259ZM258 167V168H259ZM261 167H262V165H261ZM264 167V166H263ZM262 167V168H263ZM2 168V167H1ZM9 168V167H8ZM12 168V167H11ZM10 168V169H11ZM21 168H23V167H21ZM41 168H42V170L44 169L43 167H42V164H41ZM67 168V167H66ZM65 168V169H66ZM85 168V169H86ZM93 168V167H92ZM93 168V169H94ZM112 168V169H111ZM135 168H136V171H134L135 170ZM170 168V167H169ZM57 172H58V170L56 169V168H54ZM63 168H61V170H62ZM70 169V168H69ZM71 169H73L72 170V172H75L74 171V167L73 168H71ZM77 169V170H78ZM83 168H81V170H82ZM182 169H183V171L185 170V172H187V173H182L183 171H182ZM224 169V168H223ZM243 169V168H242ZM242 169H241V171H242ZM261 169V168H260ZM1 170H3V169H1ZM22 170V169H21ZM20 170V171H21ZM25 170V169H24ZM44 170H46V169H44ZM61 170H59V171H61ZM87 170V169H86ZM85 170V171H86ZM92 170V169H91ZM96 170V169H95ZM123 170V171H122ZM161 170H159L160 172H161ZM246 171L248 170L247 168L245 169ZM262 170V169H261ZM9 171V169L7 170V172ZM18 171H19V169H18ZM18 171H16V172H18ZM54 171V170H53ZM129 171H130V169H129ZM182 171V172H181ZM243 171H244V169H243ZM249 171V170H248ZM251 171V170H250ZM254 171V170H253ZM264 171V168H263V170L261 171V172H263ZM24 172H26V170L24 171ZM49 172V171H48ZM55 172V171H54ZM57 172H55L54 174H56ZM83 172V171H82ZM88 172V171H87ZM86 172V173H87ZM142 172V173H141ZM160 172H158L159 174H160ZM193 172V171H192ZM191 172V173H192ZM245 172V171H244ZM260 172V173H261ZM6 173V172H5ZM27 173V172H26ZM43 173H46V172H44L43 171ZM50 173H48V174H50ZM90 173V172H89ZM130 173V174H129ZM190 173V174H191ZM205 173V174H204ZM240 173V172H239ZM247 174H249L248 172H246ZM258 173V171L257 172H255V174H257ZM4 174V173H3ZM3 174H1L2 176H1V178L3 177ZM18 174H20V173H18ZM22 174H24V175H26L25 173H23L22 172ZM21 174V175H22ZM53 174V175H54ZM58 174L59 173H57V175H55V176H58ZM83 174V173H82ZM82 174H80V175H82ZM135 174H133V176L135 177L136 175ZM182 174V175H181ZM203 174V175H202ZM235 174V173H234ZM242 174H243V172H242ZM245 174V173H244ZM252 174H254V172L252 173ZM263 174V173H262ZM6 175H7V173H6ZM17 175V174H16ZM127 175V176H126ZM149 175V174H148ZM170 175V174H169ZM202 175V176H201ZM224 175H226V174H224ZM260 175V174H259ZM258 175V176H259ZM13 175H11V177H12ZM23 176V175H22ZM54 176V177H55ZM65 176V175H64ZM86 176V175H85ZM133 176L131 177L132 179H133ZM173 176H175V177H177L176 179H175V177H174V179H173ZM182 176V177H181ZM185 176V177H184ZM197 176V175H196ZM201 176V177H200ZM241 176V175H240ZM239 176V177H240ZM250 176H251V174H250ZM256 176L257 175H255V178H254V176H253V180H255V181H258L259 182V179H258V176H257V179L258 180H256ZM10 177V178H11ZM137 177V176H136ZM155 179H154V178ZM160 177H159V180L158 181H160ZM170 177V176H169ZM168 177V178H169ZM225 177V176H224ZM237 177V176H236ZM249 177V176H248ZM5 178V177H4ZM9 178V179H10ZM50 178V177H49ZM50 178V179H51ZM109 178V177H108ZM131 178H130V180H131ZM141 178V177H140ZM139 178V179H140ZM184 178V179H183ZM190 178V176L188 177V179ZM244 178V179H243ZM243 178L241 177V179L244 181L245 180V177L243 176ZM262 178V177H261ZM261 178H260V180H261ZM116 179V178H115ZM121 179V180H122ZM138 179V180H139ZM148 179V180H147ZM187 178L185 179V181L186 180H188ZM193 179V178H192ZM192 179H191V181H192ZM233 179V178H232ZM10 180H12V179H10ZM55 180V179H54ZM53 180V181H54ZM65 180H66V178H64V182H65ZM84 180V179H83ZM108 180V179H107ZM126 180V179H125ZM127 180H128V178H127ZM126 180V181H127ZM179 180V181H178ZM181 180V181H180ZM199 180L197 179V181H196V183L197 182H199ZM241 180V181H242ZM248 180H252V178H250V179H248ZM52 181V180H51ZM50 181V182H51ZM57 181V180H56ZM61 181V180H60ZM91 181V180H90ZM137 181V180H136ZM149 181V182H148ZM177 181V182H176ZM190 181V180H189ZM190 181V182H191ZM237 181H238V179H237ZM246 182H244L245 184L247 183V180H245ZM262 181L264 182V178L261 180V182H259V184L261 183V185H259V184H257V185H259V186H263L264 187V183H262ZM0 182H2V181H0ZM3 182H4V180H3ZM125 182V181H124ZM176 182V183H175ZM193 182H195V180L193 181ZM192 182V183H193ZM223 182V181H222ZM231 182H232V180H231ZM250 182V181H249ZM8 183V182H7ZM11 183V182H10ZM10 183H9V186H10ZM52 183V185H54L55 186V184H53V182H51ZM140 183L141 182H139V183H136V184H139V186H140ZM164 182H163V180H162V182L161 183H159L158 182V184H160V186L159 187H161L162 188V186H164L165 185V183L163 184ZM186 183V182H185ZM225 183V182H224ZM12 185H13V183H11ZM43 184V183H42ZM62 184H64V183H62ZM156 185H157V183H155ZM162 184V185H161ZM184 184V183H183ZM198 184V183H197ZM223 184V183H222ZM233 184V183H232ZM244 184V185H245ZM249 184V183H248ZM253 184V183H252ZM263 184V185H262ZM11 185V186H12ZM189 185H193V184H189ZM188 185V186H189ZM201 185V186H202ZM227 185V184H226ZM225 185V186H226ZM240 185V184H239ZM256 185V186H257ZM39 186V185H38ZM142 186V185H141ZM155 186V185H154ZM194 186V185H193ZM213 186V185H212ZM211 186V187H212ZM221 186V185H220ZM224 186V187H225ZM255 186V187H256ZM45 187V186H44ZM48 187V186H47ZM56 187V186H55ZM68 187V186H67ZM138 187V186H137ZM149 187H148V190H150L149 189ZM159 187H158V189H159ZM166 187H167V185H166ZM223 187V188H224ZM240 187V186H239ZM250 187V184H249V186L247 185V189ZM251 187H252V185H251ZM46 188V187H45ZM44 188V189H45ZM63 188V187H62ZM154 188V187H153ZM205 188V187H204ZM220 188H222V187H220ZM245 188V187H244ZM246 188H245V190H246ZM61 189V188H60ZM134 189H136V188H134ZM152 189V188H151ZM157 188H155V190H156ZM183 189H184V187H183ZM181 190L182 191V195H183V193H184V190ZM211 190L213 189V188H210ZM232 188H230V190H231ZM237 189V188H236ZM251 189H253V187L251 188ZM257 189V188H256ZM259 189H261V192H262V189H264V188H259ZM46 190V189H45ZM48 190V189H47ZM67 190V189H66ZM152 190H154V189H152ZM160 190V189H159ZM202 190V189H201ZM209 190V189H208ZM226 190H227V188H226ZM239 190H240V188H239ZM250 190V189H249ZM1 191V190H0ZM57 191H58V187H57ZM61 191V190H60ZM65 191V190H64ZM80 190H78V193L81 195V191L79 192ZM157 191V193H159V191L158 190H156ZM161 191V190H160ZM166 191V190H165ZM229 191V190H228ZM237 191V193H241V190L240 191H238V189L236 190ZM5 192V191H4ZM48 192V191H47ZM147 192H149L150 193V191H147L146 190V192L145 191H142V193H144V194H146V195H143L141 198L142 199H140L139 198V200H141L140 202H145L146 204H144L143 205V203H141V205H142V208L144 209V207H145V209H144V212L145 213H148L147 215H145V225L146 226H148L149 227V230H150V232L152 231V232H159L160 230H161V224L162 223H160L159 224V221H158V216H159V214H160V212H158V213H156L157 211H155V210H157L158 208L159 209H161V211H162V207H167L168 206V208H166L165 210H163L162 211V213L165 211V213L166 212H168V214L172 211V209L171 210H169L170 208H171V204H172V207H173V209H175L174 207H176V209H179V208H181L182 210L184 209V208H182V206L183 207H185L184 205L186 204V203H181V204H178V202L182 199H180V197H179V201L177 202V204L176 203H174V202H171V199H169V201H168V199L165 197V199H164V197L162 198V196L163 195H165L164 194V192H162V196H161V198L160 197H158V196H156V195H154V196H152V193H147ZM152 192V191H151ZM219 192H220V190H219ZM231 192V191H230ZM258 192H259V190H258ZM258 192H256V193H258ZM15 193V192H14ZM51 193V192H50ZM63 193V192H62ZM61 193V194H62ZM83 193V192H82ZM202 193V192H201ZM212 193V192H211ZM221 193V192H220ZM0 194H1V192H0ZM153 194H154V191H153ZM259 194V193H258ZM4 195V194H3ZM53 195V194H52ZM86 195V194H85ZM159 195V194H158ZM209 195V194H208ZM211 195V194H210ZM240 194H238V196H239ZM254 195V194H253ZM252 195V196H253ZM263 195H264V193H263ZM83 197H85L84 195H82ZM146 196V197H145ZM148 196H150V198L152 199L153 198V200H151ZM152 196V197H151ZM156 196V197H155ZM181 196V195H180ZM192 196H195V195H192ZM192 196L191 197H189L190 199L192 198ZM198 196V194L196 195V197ZM218 196V195H217ZM226 196V195H225ZM247 196V195H246ZM256 196H257V194H256ZM18 197V196H17ZM93 197V196H92ZM235 197H237V196H235ZM234 197V198H235ZM254 197V196H253ZM263 198H264V196H262ZM261 197V198H262ZM86 198H87V196H86ZM149 198V199H148ZM160 198V199H159ZM174 198V197H173ZM206 198V197H205ZM244 198V197H243ZM255 198V197H254ZM261 198H259V200L261 199ZM84 199V198H83ZM162 199V200H161ZM185 199V198H184ZM188 199V198H187ZM190 199H188V200H185V202L186 201H193V203H194V199L192 200H190ZM204 199V198H203ZM213 199V198H212ZM228 199H229V197H228ZM236 199H240V198H236ZM247 199H248V196H247ZM126 200V199H125ZM147 200V201H146ZM155 200H156V202H157V200L159 201L158 203H160V206H161V204H163V203H165L166 201L165 200H167L168 202H169V204L166 202L165 204H163L162 205V207H160V206H156L155 205V208L156 209H154V208H152V207H154V204H155ZM196 200V199H195ZM204 200H206V199H204ZM246 200V199H245ZM252 197H251V202H252ZM258 200V199H257ZM84 201V200H83ZM148 201H150V202H148ZM174 201H177L175 198H174ZM210 201V200H209ZM220 201H221V199H220ZM254 201V200H253ZM38 202H40V201H38ZM151 202H153L151 205L149 204V203H151ZM162 202V203H161ZM184 202V201H183ZM188 202V206H189V203ZM192 203V202H191ZM192 203V204H193ZM213 203V202H212ZM248 203H250V202H248ZM40 203H37V205H39ZM107 204V203H106ZM149 204V205H148ZM173 204H174V206H173ZM182 204H184V205H182ZM191 204V205H192ZM196 204V203H195ZM243 204H244V201H243ZM246 204H247V202H246ZM21 205V204H20ZM147 205V206H146ZM176 205V206H175ZM177 205H181V207H178ZM214 205H216V204H214ZM239 205V204H238ZM249 205V204H248ZM106 206V205H105ZM140 206V205H139ZM152 206V207H151ZM251 206H252V204H251ZM41 207H43L44 208V204H43V206H41ZM149 207V208H148ZM158 207V208H157ZM178 207V208H177ZM204 207H206L205 205H204ZM248 207H250V206H248ZM262 207V206H261ZM154 209V210H152V209ZM210 208H212V207H210ZM263 209H264V207H262ZM19 209H22V208H19ZM18 209V210H19ZM28 209L29 208H27V211H28ZM148 209V210H147ZM159 209H158V211H159ZM167 209H168V211H167ZM174 210V212L175 213H173V211L169 214V215H172L173 217H174V219H175V221H176V218H177V220L179 219V217H178V214H181V213H178L177 214V210ZM205 209V208H204ZM216 209V208H215ZM246 209V208H245ZM259 209H260V204H259ZM23 210H25V209H23ZM37 210V209H36ZM36 210H34V211H36ZM146 210V211H145ZM150 210H152L151 212L152 213H154L155 212V214H154V217H157V218H153V217H151V216H153V214L150 212ZM188 210V209H187ZM208 210V209H207ZM21 211V210H20ZM26 211V212H27ZM41 211V210H40ZM141 211V210H140ZM149 211V212H148ZM170 211V212H169ZM203 211V210H202ZM253 211V210H252ZM260 211L262 212L263 210H261L260 209ZM42 212V211H41ZM44 212V211H43ZM185 212V211H184ZM187 212H189V211H187ZM20 213V212H19ZM28 213H29V211H28ZM149 213H151L150 215H149ZM247 213H248V211H247ZM255 213V212H254ZM254 213H251L252 215L254 214ZM34 214H36V213H34ZM157 214V215H156ZM175 214V215H174ZM192 214V213H191ZM213 214H214V212H213ZM250 214V213H249ZM38 215V214H37ZM149 215V216H148ZM161 215V214H160ZM17 216H18V214H17ZM24 216V215H23ZM34 216H36V215H34ZM33 216V217H34ZM143 216H144V214H143ZM148 216V217H147ZM184 216V215H183ZM186 217H187V214L185 215ZM202 216V215H201ZM251 216V215H250ZM250 216H248V219H249V217ZM26 217V216H25ZM24 217V218H25ZM28 217H29V215H28ZM53 217V216H52ZM151 217V218H150ZM252 217V216H251ZM256 217H258V215L256 216ZM23 218V219H24ZM181 218V217H180ZM185 218V217H184ZM206 218V217H205ZM237 218V217H236ZM255 218V217H254ZM252 219V220H255V219ZM53 219H55V218H53ZM149 219V220H148ZM151 219H152V221H151ZM153 219H155L154 221H153ZM181 219H183V218H181ZM188 219V218H187ZM231 219V218H230ZM247 219V220H248ZM41 220V219H40ZM148 220V221H147ZM263 220V219H262ZM261 220V221H262ZM240 222L242 221V220H239ZM260 221V220H259ZM27 222V221H26ZM147 222V223H146ZM156 222V223H155ZM173 222H174V220H173ZM237 222H238V220H237ZM248 222V221H247ZM253 222V221H252ZM255 222V221H254ZM256 222H257V220H256ZM256 222H255V224H256ZM177 223V222H176ZM186 223V222H185ZM189 223V222H188ZM174 224V223H173ZM230 224V223H229ZM238 224H239V222L237 223V227H236V233H238V235L240 236V240L242 241V244H243V247H244V251H246V257H247V255L248 254H250L251 255V250H252V244H250V243H252L251 241H252V239L249 241V242H247L246 240L248 239H246L245 240V237L247 236V235H249L248 233L249 232H247V230L244 228V229H239V226H238ZM249 224V223H248ZM250 224H252V223H250ZM258 224H260V222L258 223ZM262 224V223H261ZM254 225V224H253ZM175 224H174V228H175ZM192 226V225H191ZM209 226H210V224H209ZM258 226V225H257ZM256 226V227H257ZM252 227V226H251ZM261 227V229L263 228V226H260ZM147 228V227H146ZM165 228V227H164ZM180 228V227H179ZM226 228V227H225ZM254 228H255V226H254ZM2 229V228H1ZM148 229V228H147ZM166 229V228H165ZM238 229V230H237ZM258 229H260V228H258ZM181 230V229H180ZM235 230V229H234ZM174 231H175V229H174ZM178 231V230H177ZM250 231H251V229H250ZM254 231V230H253ZM252 231V232H253ZM260 231V230H259ZM262 231V230H261ZM263 231H264V229H263ZM263 231H262V233H263ZM98 232V231H97ZM167 232H169V230L167 231ZM166 232V233H167ZM172 232V231H171ZM258 232V231H257ZM40 233H41V231H40ZM178 233V232H177ZM261 233V236H263V238H264V233L262 234ZM2 234H3V232H2ZM170 234V233H169ZM172 234V233H171ZM139 235V234H138ZM167 235V234H166ZM234 235H235V233H234ZM233 235V236H234ZM256 235V234H255ZM257 235H258V233H257ZM22 236V235H21ZM25 235H23V237H24ZM130 236V235H129ZM172 236H174V232H173V234H172ZM237 236V235H236ZM235 236V237H236ZM260 237V236H259ZM134 238V237H133ZM166 238V237H165ZM195 238V237H194ZM5 239V238H4ZM225 239V238H224ZM259 241L258 242H260V241H262V239L260 240V238H257ZM96 240V239H95ZM218 240V239H217ZM226 240V239H225ZM224 240V241H225ZM232 240V239H231ZM264 240V239H263ZM16 241V240H15ZM26 241V240H25ZM138 241V240H137ZM174 241L175 240H173V241H171L170 242V246L172 245V243H174ZM233 241V240H232ZM12 242V241H11ZM20 242H22L21 240H20ZM130 243L132 242V241H129ZM157 242V241H156ZM218 243H219V241H218ZM233 243V242H232ZM261 243V242H260ZM259 243V244H260ZM7 244V243H6ZM164 244V243H163ZM162 244V245H163ZM175 244V243H174ZM173 244V245H174ZM221 244V243H220ZM228 244H229V242H228ZM231 244V243H230ZM256 243H254V245H255ZM263 244V243H262ZM23 245V244H22ZM25 245H26V243H25ZM62 245V244H61ZM167 245H169V244H167ZM172 245V246H173ZM190 246H191V244H189ZM232 245V244H231ZM257 245V244H256ZM0 246H2V245H0ZM24 246V245H23ZM97 246V245H96ZM129 246V245H128ZM128 246H127V248H128ZM219 246V245H218ZM237 246V245H236ZM61 247V246H60ZM131 247H134V246H131ZM187 247V246H186ZM186 247H184L183 246V248H184V250H185V248ZM220 247H221V245H220ZM239 247H241V246H239ZM24 248H25V246H24ZM164 248V247H163ZM166 248V247H165ZM167 248H169L168 246H167ZM190 248V247H189ZM213 248V247H212ZM214 248H216V247H214ZM222 248V247H221ZM263 248H264V245H263ZM44 249V248H43ZM129 249V248H128ZM127 249V250H128ZM137 249H139V248H137ZM188 249V248H187ZM216 249H219V247H217ZM69 250V249H68ZM215 250V249H214ZM214 250H212V251H214ZM254 250V249H253ZM261 250V249H260ZM263 251H264V249H262ZM218 251V250H217ZM234 251V250H233ZM89 252V251H88ZM166 252H167V250H166ZM208 252H211V250H209ZM219 252V251H218ZM217 252V253H218ZM251 252V253H250ZM259 252V251H258ZM3 253V252H2ZM4 253H6L5 251H4ZM92 253V252H91ZM187 253V252H186ZM214 253V252H213ZM255 253V252H254ZM261 253H262V251H261ZM120 254V253H119ZM215 254V253H214ZM258 254H260V252L258 253ZM264 254V253H263ZM24 255V254H23ZM183 255H184V253H183ZM232 255V254H231ZM236 255V254H235ZM234 255V256H235ZM257 255V254H256ZM120 256H122V255H120ZM253 256V255H252ZM257 256H259V255H257ZM264 256V255H263ZM262 256V257H263ZM37 257V256H36ZM154 257V256H153ZM166 257V256H165ZM23 258V257H22ZM122 258V257H121ZM144 258V257H143ZM213 258H215V257H213ZM218 258H220V256L218 257ZM217 258V259H218ZM239 258V257H238ZM250 258V257H249ZM34 259V258H33ZM39 259V258H38ZM38 259L36 258V260L38 261ZM140 259V258H139ZM158 259V258H157ZM166 259H168V258H165L164 260H166ZM237 259V258H236ZM263 259V258H262ZM20 260V259H19ZM162 260V259H161ZM163 260V261H164ZM185 260V259H184ZM213 260V259H212ZM242 260V259H241ZM21 261V260H20ZM34 261H35V259H34ZM153 261H156V260H153ZM159 261V260H158ZM180 261V260H179ZM215 261V260H214ZM217 261V260H216ZM19 262V261H18ZM22 262V261H21ZM28 262H30V261H28ZM28 262H27V264H28ZM258 262V261H257ZM264 262V261H263ZM23 263H25V262H23ZM31 264H32V262H30ZM34 263H37V262H34ZM142 263V262H141ZM153 263V262H152ZM166 264V263H169V261H164V262H162V264ZM182 263V262H181ZM215 263V262H214ZM228 263V262H227ZM226 263V264H227ZM256 263V262H255ZM254 263V264H255ZM19 264V263H18ZM212 264V263H211ZM218 264V263H217ZM244 264V263H243ZM252 264V263H251ZM259 264V263H258ZM264 264V263H263Z\"/></svg>", "mask_w": 264, "mask_h": 264}]
</instances>
